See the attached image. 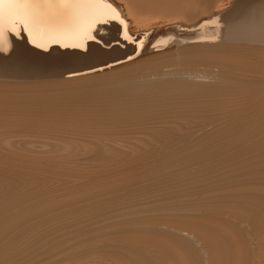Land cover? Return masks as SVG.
<instances>
[{"label": "bare ground", "instance_id": "obj_1", "mask_svg": "<svg viewBox=\"0 0 264 264\" xmlns=\"http://www.w3.org/2000/svg\"><path fill=\"white\" fill-rule=\"evenodd\" d=\"M107 5H110V7H108ZM5 11L6 12L8 11L7 8H5ZM35 19H36V24L33 27V31H32L31 36L29 35V32L24 31L22 28L19 30V34L15 33L17 35V37H16V35H15V37L13 35H12L13 37L12 36L8 37L10 35H6V44L4 45L3 50H0V73L1 72H3V73H15V76H16V74H18V76H19V74L23 73V72L29 73L32 70L38 71L41 68H44L43 67V66H45L44 64L48 65V66H45L46 69L50 65L52 67H54L53 65H55V67L57 66V68H59L58 65H60V64H61V66L66 65L67 67L69 66L67 64H70V66H71V64H74V67H76V70L74 69V70L70 71L69 70L70 68H65V69H68L69 71L66 70L67 72H65L64 75H71V74L75 75L78 73H80V74L91 73V72H94L98 69L100 70V69L106 67L107 65H105V64H108L110 62H112L114 64V61L116 62L118 60H121L123 54L125 53L123 50V45H125V43L132 42L134 39H138L134 35L137 32H146V33L150 32L151 33V30L155 31V34L153 37H154V39L158 40L157 42H164L163 44L159 43L160 48L162 46L163 50L165 48H167L168 50L172 49V51L171 52L166 51L164 53L162 51V55H161V52L157 51L158 53H160V56H155V57H152L151 59H145V60L138 61L136 63H129L126 65H123L118 70H115L110 74L96 75V76H92V77H88V78L64 79L65 77L63 78L61 75V77H59V78H63V79L58 80V81H52V82L39 81L41 83H36L37 80L36 81L31 80V83H28L27 79L26 80L21 79V82H20L21 84H8V83H10V81H13L12 83H15L14 81H17L16 83H18V81H20L17 79L16 80L9 79L10 77L6 78L7 80L0 79L2 81H9L8 83H3V82L0 83V150H1L0 151V164H2V166L6 167L8 170L13 169L14 167H21V168H24L25 170L26 169L27 170L37 169V171H39L38 169L47 163V161H45L46 163H43L44 160H47V159L53 160V158L55 159V157H57V159L59 158V160L62 159L61 161H63L68 157L70 158V155L73 154L79 148L80 149L78 150V153H80V152H82L80 150H81V147L83 148V146H81L80 144L76 143L73 140L72 141L68 140V138H70L71 135L68 136L67 133L73 132L72 133V137H73L74 132H76V133L77 132H83L84 133L86 131H90L89 134H92V136H89V135L88 136L92 137V140L90 139L89 142L87 141L86 143L83 144L82 141H85V140H82L83 138L81 139V143L84 145V148L82 150H85L88 153L86 155V157H84L85 156V154H84V156H83L84 160H85V158L88 157V155L90 153H93V156L91 158L89 157L91 159L89 161L90 162L92 161L97 165L100 164L99 166H101V168L103 166L102 169H104V164H106L107 162H111V161H115V160H123V155H124L123 152L126 149H123V152H122L121 150L118 149L119 147L118 148L114 147L113 145H115L116 143L112 144V142L114 143L115 140L111 136H109L108 134L103 133L101 128L107 127V126H111L113 128L114 126L118 127L117 124L119 125V123L121 124L122 122H125V121L126 122L127 121L133 122V120L136 121V119L138 120V118H142L143 116L146 117L152 108L158 109V107L165 106V105L168 106V104L171 105L173 102L177 103V101L187 102L188 103L187 107L190 108L189 102L191 100H193L192 103L193 104L197 103V107H196V109L192 108V106H194L195 104L192 105L190 103L191 109L197 110V111H194L196 113L202 112L201 110L209 111L212 109V107H214V108L219 107L218 109L223 108V110H224V108H226V109H230V111H233L232 109L235 108L234 109L235 111L236 110H238V112L242 111L244 113L243 115H245V117L243 115H241L242 114L241 112H239V114L240 113L241 114L240 115L238 114L239 117L237 116V121L233 120L235 122H233L230 125V128L225 130V127H224V130L222 128V131H221V129L220 130H214L213 128H212V130H209L211 128L210 125H213L214 123L209 125L208 123H211V122H208V123L206 122V124L209 125V126L208 125L207 126L210 127L209 129H207V132L203 133V135H201V136L199 135L200 137H197V138L194 136L195 139H193V137H191L193 139V144L190 143V142H192L190 139L189 144H191V146L188 144L190 146V147L187 146L188 148L184 147L185 148L184 149L181 146L182 144L179 145L177 143L180 146V148L184 149V150L182 151L180 149L181 152L179 151L177 153H173V152H175L173 150H172L173 152L170 151L172 154H170V152H169L168 156L170 155L171 157H167L164 154H161L160 150L157 151L159 153V155L160 154L164 155L166 158L164 156H162V158L164 157V159H162L161 155H160L159 158L162 160L160 162H159V160L158 161L156 160L157 158H153L158 163L155 162V164H154L153 160H152V162H149L150 166H151V163L154 165L148 171H149V173H152V172L153 173H160L158 175H160V179H162V181L165 178V177L163 178V176L166 174L165 172L167 170H169L172 167L174 169L176 167L178 168V166H180V164L183 165V163H184V165L189 163L188 165H190V166H192V164H194L195 166H197V169L194 167H192V168H194V170L196 169L198 171H205V170L208 171V169L211 168L209 170V172H210L212 170L213 165L216 163L214 161L211 162V159L213 160L215 157L221 158V160L220 159L216 160L217 163H218V161L220 163H223V162L227 163V161L234 160V159L236 161L238 159V157H242V156H246V157L248 156V158L252 159V157H250L251 154L253 156L255 151H257V150L259 151V150L263 149L262 146H264V0H107L106 5H99V6L88 8V9L74 8V7H71L68 5H63L59 2H57V0H53V2L51 4L45 5L39 9L35 10ZM93 21H95V22H93ZM89 25H91L90 29H89ZM222 25H225V28H222ZM130 28L132 30H130ZM102 31L106 32V34H101ZM7 34H9V33H7ZM89 35L91 37H94V39H90ZM140 37H141L139 40L140 43L137 46L138 48H141V45L143 43V42H141V39H144L145 37H147V35L146 36L141 35ZM120 39H122V40H120ZM97 41H101V44L106 45L107 48H104L99 43H96ZM153 45H155V44H153ZM156 45H158V44L156 43ZM126 46H128V44ZM157 47L158 46H156V48ZM158 50H160V49H158ZM133 53L135 54V52H133ZM136 53H138V52H136ZM129 55L131 56L132 54L130 53ZM124 58H126V57H124ZM133 58H135V56ZM105 59H106L105 64L93 65L94 63L103 62ZM110 59H111V61H108ZM32 61H35V62H32ZM75 65H77V66H75ZM87 65H93V66L89 67ZM50 67H49V70L52 68V67L51 68ZM63 67H65V66H63ZM72 68L73 67H71V69ZM54 69H51V70L56 71ZM65 69H64V71H65ZM57 71H58V69H57ZM61 72H63L62 67H61ZM54 74L55 73H53L52 75H54ZM56 74H59V73L56 72ZM80 74H78V75H80ZM12 76L13 75H11V77ZM38 76H40V75H38ZM0 77H2V75ZM24 77H25V75H24ZM52 77H54V76H52ZM52 77H50V78H52ZM39 78L40 77H38V78L36 77V79H38V80H39ZM57 78L58 77H55L54 80ZM40 80H42V79H40ZM23 81H27V83H25ZM32 81H34L35 83ZM184 104H186V103H184ZM181 106H183V103ZM175 107H178V104ZM163 108L161 107V110ZM165 108H166V106H165ZM180 108L182 109V107H180ZM180 108H178V109H180ZM183 108H185V107H183ZM178 109H176V111H178ZM155 110H152L151 112H153ZM158 110H156V111H158ZM169 111H170V109H169ZM172 111H174V113H175L174 109ZM181 111H183V110H181ZM189 111H190V109H189ZM211 112H212V110H211ZM224 112H225V110H224ZM224 112H222V113H224ZM155 113H153V115H155ZM172 113H171V115H172ZM188 113L189 112L185 113L186 116ZM202 113H204V112H202ZM216 113H217V111H216ZM218 113H219V111H218ZM200 114H198V115H200ZM225 114H227V112H225L224 115ZM228 114H227V117H229V119H230V116H228ZM163 115H164V113H163ZM188 115H190V114H188ZM247 115H249V116H247ZM150 116H149V118H150ZM164 116H166V115H164ZM195 116H196V114H195ZM157 117H159V116H157ZM172 117H170V119L173 120L172 123L173 124H179V123H176ZM175 117L176 116H174V118ZM179 117L177 119H180ZM193 117H192V120H193ZM196 118H197V116H196ZM209 118H207V120ZM221 118H222V115H221ZM221 118L219 116V119H221ZM235 119H236V117H235ZM144 120H146V119H144ZM151 120H149V121H151ZM192 120H191V122H192ZM135 121H134V123H135ZM153 121H154V119H153ZM160 121L161 120L157 121V123ZM184 121H186V120H184ZM217 121H216V123H217ZM225 121H228L227 124H229V120L226 119ZM179 122H182V120ZM196 122H198V121H196ZM203 122H204V120H203ZM147 123H149V122H147ZM162 123L164 124V122H162ZM130 124H133V123H129V125ZM142 124L144 125L145 123H142ZM151 124H152V126L153 125L155 126L154 123H151ZM160 124H161V122H160ZM173 124H171L170 126H172ZM203 124H205V123H203ZM227 124H226V126H227ZM122 125L125 126L124 124H122ZM143 125H140V127L141 126L143 127ZM147 125H146V127H147ZM186 125H189V124L187 123ZM221 125L223 126L225 124H221ZM132 126H130V127L132 128ZM148 126H150V125H148ZM160 126L158 128H160ZM165 126H161V128L165 127ZM177 126H176V128H178ZM184 126H182V127L184 128ZM220 126H219V128H220ZM228 126L226 128H228ZM187 127L190 129L189 126H187ZM187 127H185V131H186ZM196 127L200 128V130H202L201 129L202 127H205L204 131H206V128H207L206 125L205 126L202 125V127L200 125H198V126L196 125ZM121 128L123 129V127H121ZM128 128H129V126H128ZM137 128H135V129L137 130ZM145 128L142 130H144L148 133V130H145ZM176 128H175V130H177ZM198 128H196V129H198ZM114 129H115V127H114ZM124 129L127 130V128H124ZM180 131L177 134H181ZM127 132H129V131H127ZM146 132L144 133V135L146 134ZM160 132H161V130L158 133H160ZM192 132H194V131H192ZM110 133H111V130H110ZM137 133H139V132H137ZM140 133H142V132H140ZM184 133H187V132H184ZM189 133H190V131H188L187 136L190 135ZM200 133H202V131ZM65 134H66V136H65ZM118 134L119 133H117L115 135L117 136ZM124 134L120 133L119 135H124ZM127 134H129V133H127ZM155 134H157V133H154V135ZM194 134H192V136ZM106 135H108L109 137H111L113 139L112 142L110 141L111 142L110 144H112V145L103 143L104 141H102V139H104L103 137H105ZM135 135H137V134H135ZM67 136H68V138H67ZM168 136H169V134H168ZM177 136H179V135H177ZM72 137H71V139H73ZM109 137H106V138H109ZM141 137L143 138V135ZM164 137H165V135H164ZM184 137H186V136H184ZM84 138H87V137L84 136ZM120 138H118V139H120ZM144 138L146 139V137H144ZM176 138H178V137H176ZM118 139H116V142ZM129 139H131V138H129ZM185 139H183V137H182V139H180V140H185ZM121 140H119V141H121ZM133 140H134V138H133ZM141 140H139V141H141ZM150 140H151V138H150ZM167 140H168V137H167ZM180 140H179V142H180ZM107 141H109V140H107ZM152 141H150V142H152ZM162 141H163V139H162ZM127 142H130V140H128ZM174 142H175V140H174ZM183 142L185 144V141H181L180 143H183ZM142 143H144V142L142 141ZM153 143H156V142H153ZM153 143H151V144H153ZM136 144H134V145H136ZM138 144H140V143H138ZM172 144H170L169 146H171ZM186 144H187V142H186ZM165 145L167 146L168 144H165ZM117 146H119V145H117ZM126 147H128V146H126ZM131 147L132 146H130V148ZM171 147H170V150L172 149ZM120 148L122 149L123 147H121V145H120ZM146 148H148V147H146ZM155 148L158 149L157 146ZM168 148H166L165 150H167ZM173 148H175V147H173ZM127 149H129V148H127ZM133 149H135V148H133ZM141 149H142V147H141ZM152 149L154 152L155 151L154 148H152ZM161 150H162V147H161ZM165 150H163L162 153L165 152ZM174 150L178 151L179 148L174 149ZM150 151H152V150H150ZM262 151H259V152L262 154ZM126 152H127V150H126ZM138 152L140 153V151H138ZM138 152H134V153H138ZM147 152H149L148 149H147ZM147 152H145V153H147ZM134 153H133V155H134ZM155 153H156V151L154 152V154ZM125 155H127V154H125ZM147 155L149 156V154H147ZM130 156L134 159V157L131 154H130ZM140 156H141V153H140ZM145 156H146V154H145ZM76 157L77 156H75V159H77ZM260 157L263 160L264 154L260 155L259 157H256V160L258 158L260 160ZM89 158H87V159H89ZM125 158H127L125 161L129 160L128 157H125ZM87 159H86V161H87ZM137 159H135V160H137ZM141 159H143V158H141ZM253 159H255V155H254ZM238 160H241V158ZM75 161H77V160H75ZM81 161H79V162L81 163ZM142 161L143 160H141V162ZM147 161H151V158ZM253 161L255 162V160H253ZM67 162H69L68 159H67ZM121 162L119 161L118 163H121ZM145 162L143 161V163H145ZM242 162H246V161H242ZM51 163H55V162L50 161L49 164H51ZM57 163L59 164V162H57ZM118 163H117V165H118ZM134 163H135V161H134ZM220 163H218V164H220ZM77 164H78V162H77ZM86 164H87V162H86ZM86 164H84V165L86 166ZM129 164H130V162H129ZM231 164H233L232 161H231ZM235 164H233L232 166H234ZM237 164L240 165V161ZM46 165H48V163ZM60 165H61V163H60ZM78 165H80V164H78ZM146 165H148V164H146ZM242 165H244V164H242ZM245 165H247V163ZM252 165L254 166L255 164H252ZM261 165H264V164L261 162ZM55 166H52V167L56 168L57 166L56 167ZM66 166H68V163ZM81 166H82V163H81ZM125 166H126L125 164H122V167H125ZM130 166H131V164H130ZM225 166H226V164H225ZM225 166H224V168H225ZM232 166H231V168H232ZM260 166H259V169L262 170V168H260ZM68 167L72 168V167H70V164ZM76 167L77 166H75V168ZM110 167L111 166L109 165V168ZM139 167H141V166H139ZM139 167H136V168L138 169ZM246 167H244V169H246ZM47 168H50V167H47ZM69 168H67V169H69ZM86 168H87V166H86ZM86 168H84V170L88 171V169H86ZM90 168H89V170H90ZM112 168H116V166L112 167ZM121 168H120V170H121ZM146 168H145V171H146ZM181 168H182V166H181ZM187 168H190V167H187ZM214 168H215L214 170H216V169H219L220 167L219 168L214 167ZM221 168H223V167H221ZM226 168L228 169L227 166H226ZM236 168L238 170L240 169V168H238V166H236L234 169H236ZM248 168L250 169V166ZM254 168H256V167H254ZM60 169H63L62 171H65L63 167ZM97 169L100 170V168H97ZM130 169H131V167H130ZM140 169H142V168H140ZM184 169H185V167H184ZM184 169L183 168H182V170L180 169V172H182ZM259 169H258V172L260 171L262 173V171ZM16 170H14V171H16ZM94 170H95V168H94ZM127 170L128 169H126V171ZM134 170H136V169L134 168ZM134 170L132 172H134ZM196 170L194 172H196ZM223 170L224 169H222V171ZM242 170H243V168H242ZM32 171H34V173H35V170H32ZM41 171H43V170H41ZM53 171H54V169H53ZM68 171L69 170H67V172ZM113 171L114 170H112V172ZM172 171H174V170H172ZM229 171L230 170L228 169V172ZM44 172H45V170H44ZM56 172H60V170L56 171ZM77 172H78V170H77ZM95 172H97V171H95ZM115 172H116V170H115ZM124 172H125V170H124ZM129 172H131V170ZM138 172H141V171L138 170ZM161 172L163 174L164 173L165 174L163 175V174H161ZM225 172H227V171H225ZM228 172L226 173L227 176H228V174H230ZM254 172H255V169H254ZM256 172H257V170H256ZM6 173H7V171H6ZM45 173H44V175H45ZM61 173H63V172H61ZM81 173H82V171H81ZM91 173H93V172H91ZM109 173H110V171H109ZM142 173L144 174L145 172H142ZM142 173H140V174H142ZM175 173H177V172H175ZM213 173H215V172H213ZM246 173L249 174V172H246ZM22 174H23V172H22ZM39 174H40V172H39ZM54 174H56V173H54ZM63 174H62V176H63ZM71 174H73V172H71ZM74 174H76V173H74ZM83 174H84V172H83ZM95 174H94V176H95ZM101 174L103 176L104 173L102 172ZM127 174L129 175V173H127ZM173 174L174 173L171 172L172 176L175 175V174L174 175ZM226 174L223 173V175H226ZM241 174H243V173H241ZM257 174L260 175L259 173H257ZM9 175H12V174L9 173ZM16 175L17 174H13V177H18L20 174L18 176H16ZM27 175L28 174H26V177H28ZM44 175L42 177L45 178ZM47 175L48 174H46V176ZM110 175L112 177L113 176L116 177V175L114 173H111ZM153 175H154V177H156L155 174H153ZM161 175H163L162 178H161ZM168 175L166 174V176H168ZM178 175H179V173H178ZM201 175H202V173H201ZM203 175H204V172H203ZM213 175H215V174H213ZM232 175L233 174H231V177H232ZM245 175L246 174H244V176ZM252 175H254V174H252ZM252 175H250V176H252ZM0 176H2V175L0 174ZM33 176L35 177V175H33ZM54 176H53V179H54ZM56 176H57V174H56ZM90 176L91 175H89V177ZM122 176L125 177L124 175H121L120 177H122ZM144 176H145V174H144ZM172 176H171V179L173 178ZM186 176H189V174L188 175L186 174ZM209 176H206V178ZM211 176H212V173H211ZM218 176L222 177L221 175H218ZM239 176H240V174H239ZM239 176H238V178H239ZM250 176H248V177H250ZM257 176H255V177H257ZM36 177H40V175L39 176L36 175ZM42 177H40V178L42 179ZM59 177H57V179ZM65 177H66V174H65ZM99 177H100V175H99ZM136 177H137V174H136ZM215 177L216 176H214V178ZM231 177H230V179H231ZM235 177L237 178V176H235ZM248 177H244L242 180H241V178H242L241 177L240 181L237 180L238 183L236 182V184H234L233 186H230V184H231L230 183L228 185L229 187H227V188H226L227 184H225L226 186L224 188L227 189V191H228V188L231 189L230 194L225 193V194H227V196L224 195V197L218 198L217 201L218 200H220V201L219 202L216 201L217 202L216 204L205 201V199L207 198V196H206L205 199L202 198L203 200L202 199L200 200V198H199V200H195L193 202H186V199H185V201L184 200L183 201L186 203H184V202H182V203L178 202L177 203L176 202V204H174V205L172 203L171 206H169V205L167 206L168 203L165 204L166 206H162V207L156 206L158 209H156V210L150 209L153 212H151V211L147 212V213H145V216H144V214L142 216H139V214H135L137 212L135 210H134L135 213H133V211H131V213L136 215L135 217L139 216L137 218L141 217V219L146 217L147 220L139 226H134L135 228L137 227V229H134L133 231H131L129 233V235L127 234V232H125V234L128 235L127 237L126 236L125 237L128 239L131 238L133 240L134 239L139 240L145 244H150L154 248V250H156L155 248H157V252L159 250L160 255H161V252H162V254L164 253V255L165 254L168 255V257L171 259L170 264H264V177L262 179L260 178L257 180H255L256 178H254V177H253L254 179H252V178L250 179ZM9 178H10V181L8 180ZM28 178H30V177H28ZM50 178H52V174H51ZM85 178H84V180L87 181V179H85ZM102 178H104V176ZM105 178H108V176H106ZM105 178H104V180H106ZM157 178H158V180H160L158 176H157ZM197 178L200 179V177H197ZM224 178H225V176H224ZM31 179H33V178H31ZM60 179H62V177H60ZM64 179H66V178H64ZM116 179L117 178L114 179L115 182H116ZM132 179L136 180L135 178H132ZM146 179H148V177ZM150 179H152V178H150ZM150 179H148V183H149ZM173 179L177 181L178 177H177V179H175V178H173ZM182 179L180 180L181 184H182ZM189 179H190V177H189ZM189 179H187V180H189ZM194 179L197 183L198 181L196 180V177H194ZM209 179H208V181H209ZM213 179L212 180L210 179L211 183H212ZM221 179L224 180L223 177ZM233 179H234V177H233ZM3 180H5V181H3ZM15 180L17 181V179H15ZM23 180H24V178H23ZM47 180H48V178H47ZM55 180H56V178H55ZM55 180H51V181L56 182L57 180L56 181ZM101 180L104 182L103 179H101ZM108 180H109V178H108ZM120 180H121V178H120ZM127 180H129V178ZM134 180H132V181H134ZM167 180H168V178H167ZM190 180L192 181V179H190ZM227 180H228V178H227ZM2 181L9 183V184H7V188L9 190L14 185L17 184V183L14 184L15 182L10 176L6 177L4 175V178H2ZM20 181L22 183V180H20ZM67 181H69V180L67 179ZM79 181H82V180L80 179ZM102 181H101V183H102ZM141 181H142V179H141ZM144 181H146V180H143V182ZM162 181H161V183H162ZM176 181H175V183H176ZM224 181H226V179ZM224 181H222L223 183H221V184H224ZM29 182H30V179H29ZM42 182H43V180H42ZM115 182L113 181V183H115ZM118 182H119V179H118ZM151 182H152V180H151ZM165 182H166V180H165ZM172 182H174V181L172 180ZM220 182L221 181H218V182H216V184L220 183ZM32 183H33V181H32ZM53 183L49 182L50 185L51 184L53 185ZM79 183H82V182H78V184ZM89 183L91 184V182H89ZM125 183L122 181V185ZM136 183L134 181V184L137 186L139 183H137V184ZM183 183H185L184 179H183ZM204 183L205 182H203L202 184H204ZM233 183H235V182L233 181ZM35 184H38V183H35ZM73 184H71V185H73ZM75 184H77V180L75 181ZM75 184H74V187L79 186V185L75 186ZM107 184H108V182H107ZM107 184L102 183L103 186L107 185ZM156 184L158 186V183H156ZM169 184H171V183H169ZM177 184L180 185L179 183H177ZM194 184L195 183L193 182L192 186ZM198 184H199V182H198ZM109 185H112V184H109ZM113 185H112V187H113ZM144 185H145V183H144ZM54 186H57V185H54ZM62 186L64 187V185H62ZM132 186H131V188H132ZM136 186H135V189L138 190L139 187L137 188ZM173 186H174V184H173ZM173 186H172V189L174 190ZM196 186H198V185H196ZM208 186H211V185L208 184ZM217 186H219V185L217 184ZM222 186H224V185H222ZM1 187H3V185ZM63 187H61L62 190H63ZM105 187L107 188V186H105ZM105 187H104V189H106ZM165 187H166V185H165ZM200 187L201 186H199V188ZM204 187H206V186L203 185L202 188H204ZM219 187L221 188V186H219ZM43 188H42V186L41 187L39 186L36 189L40 190V192H41V190ZM69 188H71V187H69ZM91 188H90V190H93V187H91ZM97 188L98 189L94 190L93 192L97 191V193H98V191L100 190L99 188L103 189L100 186ZM144 188H146V186ZM148 188H150V187H148ZM148 188H146L147 191H148ZM164 188H163V190H164ZM206 188H204L202 190L204 191ZM214 188H216V187H214ZM220 188H218V189H220ZM2 189H4V188H2ZM12 189H14V188H12ZM46 189H44V190H46ZM84 189H82V190H84ZM166 189H168V188H166ZM179 189H180V187H179ZM5 190H6V188H5ZM33 190H35V188ZM62 190H60V191H62ZM78 190H79V187H78ZM133 190H134V188H133ZM176 190H178V189H176ZM188 190H189V188H188ZM188 190H186V191H188ZM191 190H192V188H191ZM202 190H201V192H203ZM211 190H212V188H211ZM222 190L224 191L223 188H222ZM2 191L3 190H1V192ZM57 191H55V192H57ZM66 191L68 192V195H69V190H66ZM116 191H118V190H116ZM128 191H129V188H128ZM132 191H129V192H132ZM140 191H141V188H140ZM140 191H138V193H140ZM144 191H145V189H144ZM168 191H170V190H168ZM207 191H209V193L211 192L208 189H207ZM219 191H221V190H219ZM75 192H77V191H75ZM83 192H81V193H83ZM85 192H87V191H85ZM126 192H124L122 194H125ZM129 192H127V193L129 194ZM134 192H136V191L134 190ZM154 192L156 193L157 191H154ZM182 192H183V190H182ZM192 192L194 193V191H192ZM195 192H197V190ZM214 192H216V191H214ZM217 192H216V194H217ZM224 192H226V191H224ZM18 193L19 192H17V195H18ZM28 193H30V192H28ZM42 193H43V190H42ZM51 193H53V192L51 191L49 193V196ZM60 193L58 195H60ZM72 193H74V192H72ZM155 193H154V195H155ZM157 193H159V192H157ZM166 193H167V191H166ZM166 193L165 194L163 193V195H166ZM170 193H171V191H170ZM180 193H181V191H180ZM188 193H189V191L187 193H185L184 195H187ZM198 193H199V191H198ZM205 193H207V192H205ZM209 193L207 195H210ZM63 194H65V193H63ZM114 194H118V193H114ZM128 194L127 195L125 194V195L128 196ZM151 194H152V192H151ZM160 194H161L160 196H162V192ZM171 194L173 196H175V194H173V192ZM220 194H221V192H220ZM11 195H9V197ZM21 195H23V194L21 193ZM26 195H27V193H26ZM26 195L24 194L22 197H15V199L25 203L28 201V199H26ZM35 195H36V197L39 196L37 193ZM46 195L47 196H44L45 198L48 197L47 192H46ZM125 195H123V196H125ZM140 195H143V193ZM145 195L147 196V193ZM178 195H179V193H178ZM178 195H177V197H178ZM212 195H214V194L212 193ZM27 196H29V195H27ZM30 196H32V195H30ZM52 196H53V194H52ZM63 196L65 197L66 195H63ZM63 196H61V197H63ZM82 196L84 197L83 194H82ZM120 196H122V195H120ZM193 196H194L193 198H196L194 194H193ZM200 196L201 195H199V196L197 195V197H200ZM44 197H40V198H43L44 201H41V199H40V200L34 202L33 204L31 203L32 205L35 204L34 207L17 208L16 211L9 213V214H8V210H7V211H5L6 214L3 213L4 217L1 214V216L3 218L1 217L2 219L0 221V248L4 247L3 243H5V245L7 246V244L9 242H11V240H8V239H12L11 237L14 236V235L11 236V234H13L15 232L17 225L18 226H20V224L21 225H26V224L29 225L28 223H30V222L33 223L32 222L33 218L35 219L36 216H38L42 213L44 214L43 211H45L47 209H51L53 206H55V204L52 201H50V202L45 201ZM51 197H49V198H51ZM74 197L77 200V198L80 196H78V197L74 196ZM89 197H90V195H89ZM99 197H102V196H99ZM103 197H106V196H103ZM117 197H119V196L117 195ZM135 197H136V195H135ZM150 197H152V196H150ZM202 197H205V196H202ZM209 197H211V196H209ZM27 198H29V197H27ZM158 198H155V200ZM162 198L160 197V199H162ZM181 198L182 197H180L179 201H181L183 199V198L182 199ZM3 199H4V197H3ZM6 199H7V197H6ZM59 199H58V201H59ZM107 199H110V197ZM153 199H154V197H153ZM160 199H159V201H160ZM166 199L167 200H165V201H170V200H168L167 195H166ZM9 200H10V198H9ZM70 200H72V199H70ZM73 200H72V202H73ZM92 200H94V199H91V202H92ZM95 200L97 201V199H95ZM100 200H101V198H100ZM100 200H98V201L100 202ZM119 200H120V198H119ZM124 200H125V198H124ZM124 200H123V202H126ZM132 200H134V199H132ZM141 200H142V198H141ZM145 200H147V202H148V200H151V198L145 199ZM214 200H216V199H214ZM61 201H63V198ZM86 201H88V200L86 199ZM104 201H105V198H104ZM127 201H130V200L128 199ZM156 201H158V200H156ZM187 201H189V199H187ZM209 201H213V199L209 200ZM2 202H3V200H0V208L3 205V204H1ZM102 202H103V200H102ZM102 202H101V205H102ZM130 202H126V203H130ZM144 202H146V201H144ZM144 202L141 201V203H144ZM57 203H59V202H57ZM88 203H87V205H88ZM104 203H106V202H104ZM126 203H124V204L126 205ZM148 203H150V202H148ZM22 204H20V205H22ZM80 204H82V203H80ZM122 204L123 203L121 200L120 206ZM124 204H123L122 208H124ZM151 204H153V203L151 202ZM207 204H209V205H207ZM6 205L7 204H5L4 206H6ZM10 205H11V203H10ZM16 205H17V203H16ZM64 205L67 206V204H65V203H64ZM73 205H76V203ZM155 205H157V203ZM85 206H86V204H85ZM106 206H108V204ZM117 206H118V204H117ZM142 206H143L142 208H145L144 205H142ZM151 206H153V205H151ZM158 206H161V205H158ZM14 207H16V206H14ZM22 207H23V205H22ZM56 207H58V206H56ZM69 207H71V206H69ZM74 207L76 209V206H74ZM81 207H83V206L81 205ZM97 207H99V206H97ZM207 207H209V208L213 207L214 209L217 208L218 210L223 209L224 211L227 210V211H229V213H231V215L233 214L232 212L237 213L238 219H239V215H241L240 217L243 216L242 218L246 219V220L245 219L243 220L244 223L246 221V222H249L248 225L251 224L249 228H251L252 231L254 232V234H256L258 241H259V242L257 241L259 244L258 247L260 246L259 247L260 253L257 255L256 259L254 258L256 254L252 253L253 250L251 251L252 246L254 247V244H257L254 242V240L256 239L253 236L254 234L252 236L255 239L254 240L252 239L253 240L252 242L250 241L251 243H253V242L254 243L250 248L249 238H251L252 236L248 233L247 234L245 233L246 232V231H244L245 228L244 229L240 228L241 225H239V224L241 222L238 221L239 224L237 225L236 223H234V221H230L231 219L226 220V219L212 218L211 216L208 215V213L205 209L204 210L206 211L207 215L205 214L204 210H202L204 213L201 212V209L207 208ZM63 208L65 210V206ZM72 208H73V206H72ZM101 208H103V207L101 206ZM111 208H112V206H111ZM131 208H129V209H131ZM138 208L140 209L139 206H138ZM209 208H207V209L209 210ZM120 209L121 208H119V210ZM133 209H131V210H133ZM73 210H74V208H73ZM119 210H118V212H119ZM125 210L123 209V211H125ZM142 210L144 211V209H142ZM142 210H141V212L138 210V212H140V214H141V213H143ZM210 210H211V208H210ZM2 211H4V207H3V209L0 210V212H2ZM11 211H12V209H11ZM57 211L58 210H56L55 212H57ZM60 211H62V210H60ZM69 211L71 212L70 209H69ZM81 211H80V215L82 214ZM83 211H84V209H83ZM88 211H90V210L88 209ZM105 211L107 212L109 210H104V212ZM121 211L119 213H121ZM215 211H217V210H215ZM72 212H74V211H72ZM77 212H75V213H77ZM102 212H103V210L101 211V213ZM220 212L222 213V211H220ZM226 212H224V213H226ZM95 213H96V211H95ZM217 213H219V212H217ZM229 213L225 214V216L229 215V217H230ZM53 214L54 213H52V215ZM90 214H93V213L90 212ZM99 214H97V215H99ZM105 214L106 213H104V215ZM113 214H115V216H118L117 212L116 213L113 212ZM123 214H124V212H123ZM237 214H236V216H237ZM44 215H46V214H44ZM48 215L50 216V214H48ZM64 215H63V217H64ZM86 215H89V214H86ZM94 215H96V214H94ZM102 215L100 218H103L104 215L103 216ZM111 215H109V216L111 217ZM40 216H42V215H40ZM115 216H114V218H115ZM121 216L122 215L120 214L119 217H121ZM213 216H214V214H213ZM225 216H223V217L225 218ZM233 216H234V214H233ZM53 217H54V215H53ZM78 217H79L78 220H80L81 217L80 216H78ZM88 217L90 218V215ZM130 217H134V216L131 215V216H128L125 218L130 219ZM26 218H28V219H26ZM94 218L96 219L95 216H94ZM104 218H106V217H104ZM111 218H113V217H111ZM218 218H219V216H218ZM24 219H26V221ZM106 219H108V218H106ZM116 219H117V217H116ZM118 219L123 220L122 218H118ZM238 219L233 218V220H238ZM22 220L25 221L23 224L21 222ZM38 220H40V219H38ZM52 220L53 219H50L49 221H52ZM66 220H67V218H66ZM94 220H93V222H94ZM96 220H98V219H96ZM130 220H128V221H130ZM61 221H62V219H61ZM102 221H101V223H103L105 220L103 222ZM113 221L115 222V220H113ZM113 221H112V223H114ZM125 221H127V219H125ZM77 222H79V221H77ZM118 222L120 223V220ZM40 223H39V225L41 226ZM43 223L45 225V221ZM73 223H74V221H73ZM75 223H76V221H75ZM86 223H88V222L86 221ZM133 223H135V222H132L131 225ZM34 224H36V222ZM59 224L61 225V224H63V222L59 223ZM64 224H65V222H64ZM115 224H116V222H115ZM242 224H243V222H242ZM39 225H38V227H39ZM110 225H111V222H110ZM135 225H137V224H135ZM163 225H166V226L164 227ZM245 225H243V227ZM248 225H247V228H248ZM51 226H52V223H51ZM101 226L104 227L103 225H101ZM101 226L99 229H101ZM107 226H108V224H107ZM36 227H37V225H36ZM36 227L34 228L35 232L37 230ZM41 227H43V226H41ZM73 227H77V225L73 226ZM124 227H127V226L125 225ZM23 228H24V226H23ZM89 228L91 229V227H89ZM93 228H95V226ZM93 228H92V230H93ZM52 229H55V227ZM83 229H85V227H83ZM109 229H110V227H109ZM124 229L125 228H123V230ZM128 229H129V227H128ZM18 230H19V227H18ZM45 230L47 231V229L44 228L43 231H45ZM88 230L86 232H88ZM96 230H97V226H96ZM120 230H121V233H123L122 229H120ZM120 230H119V232H120ZM184 230H187L189 232V234L187 236L183 235V233L185 234V232L182 233V231H184ZM31 231H29V232H31ZM46 231H45L44 236L46 234H48V233H46ZM61 231L63 232L64 230L62 229ZM70 231L72 232L75 230H70ZM76 231H78V230L76 229ZM89 231L92 232L91 230H89ZM108 231H107V235H108ZM116 231H118V229L115 230L114 232L116 233ZM40 232H42V231H40ZM56 232H57V230H56ZM71 232H70V234H71ZM83 232H81V234ZM90 232H89V234H90ZM38 233H35V234H38ZM72 233H74V232H72ZM95 233H96V231H95ZM109 233L112 234L110 231H109ZM19 234H17V235H19ZM23 234L24 233H21L20 236H22ZM50 234H52V232ZM64 234H63V236H64ZM105 234H106V232L101 234L102 237H104L103 235H105ZM118 234H120V233H118ZM112 235H115V234L113 233ZM122 235H124V233ZM33 236L35 237V235H33ZM36 236H38V235H36ZM48 236H49V234H48ZM88 236H90V235H88ZM92 236L89 237V239L92 238ZM96 236H98V233ZM116 236H117V234H116ZM119 236H117V237H119ZM249 236H251V237H249ZM23 237H24V235H23ZM49 237H53V236L51 235ZM59 237H61V236L58 235L57 238L59 239ZM72 237L73 236H70V238H72ZM112 237H114V236H112ZM18 238H19V236H18ZM28 238H30V237H28ZM33 238L32 239L30 238V240L33 241ZM42 238H43V236H42ZM47 238L48 237H46V239ZM105 238L106 237H104V239ZM17 239L14 240V238H13L12 240L16 241ZM20 239L21 238H19V240ZM46 239H44L45 242H46ZM83 239H86V238H83ZM100 239H101V237H100ZM131 239H130V241H131ZM53 240H54V238H53ZM56 240L57 239H55V241ZM88 240H86V242H88ZM117 240H119V239H117ZM117 240H116V242L118 244L119 242ZM202 240H204L205 242H203ZM41 241H42V239H41ZM62 241L64 242V240H62ZM65 241H67V240L65 239ZM70 241H71V239H70ZM82 241H81V243H82ZM93 241H94V237H93ZM95 241H97L96 238H95ZM102 241H104V240H102ZM126 241H124V243ZM45 242L42 241L41 243L45 244ZM74 242H73V244H74ZM111 242L112 241H110V243ZM200 242L205 243L206 250L203 248L205 251L200 250V244H201ZM32 243H29V244H32ZM77 243H79V242H77ZM84 243H82V244H84ZM89 243H90V241H89ZM124 243H122V245H124ZM14 244H15V242H14ZM56 244L53 242L52 245L56 246ZM63 244H65V242ZM92 244H93V242H92ZM112 244H114V243H112ZM12 245L10 244V246H12ZM20 245L21 244H19L17 246L18 250L20 249ZM26 245H27V243H26ZM74 245H76V244H74ZM74 245H73V247H74ZM102 245H104V244H102ZM134 245H135V243H134ZM10 246H9V248H7L8 251H9V249H11ZM14 246H12V247H14ZM39 246H40L39 248H44L43 246L41 247V245H39ZM109 246H107V247L109 248ZM129 246H130V244H129ZM137 246H139V245H136V247ZM142 246H139V247H142ZM23 247L24 246H22V248ZM27 247H28V245H27ZM30 247H31V245H30ZM61 247H63V246H61ZM78 247H79V245H78ZM88 247H90V249H92L91 248L92 246H88ZM94 247H95V245L93 246V248ZM98 247L96 250H98ZM107 247H105V248H107ZM127 247H128V243H127ZM127 247L120 246V249H116V248H113V246H112V248H109L108 251H106L104 253H110L111 255H114L113 260L109 259L111 257V256L108 257L109 255H107V256L104 255L105 259L108 257V259L110 260L109 261L110 263L112 261L120 260V262L122 264H154L152 262V260L157 259L159 264L160 263L162 264L163 259L160 262L159 259L153 255H152V257H155V259H153L152 257L148 258L147 256H150V255H148L150 253H148L146 255L145 253L147 250H144V252H143L142 251L143 247L141 248L142 250L136 249V248H130L132 246H130L129 248H127ZM4 248L0 249V259L2 258V260H3V254L5 253V251H7V250H5L6 248L5 249ZM33 248H34V246H33ZM47 248H48V245H47ZM53 248H54V246H53ZM53 248H51V249H53ZM68 248H70V247L68 246ZM105 248H104V250H105ZM153 248H149V251H151L150 249H153ZM254 248H256V247H254ZM12 249H14V248H12ZM34 249H36V248H34ZM60 249H62V248H60ZM71 249L73 250V248H71ZM84 249H83V251H84ZM21 250H22L21 252L24 251L23 249H21ZM31 250L32 249H30L29 251H31ZM42 250L47 251V249H42ZM12 251L14 252V250H12ZM33 251H35V250H33ZM33 251H31V252H33ZM83 251L80 250L81 253ZM258 251H256V252H258ZM17 252H19V251H17ZM40 252L41 251L39 250V253ZM43 252H41V253H43ZM57 252H59V251H57ZM61 252H62V255H64L63 251H61ZM66 252H68V250ZM35 253H36V251H35ZM46 253H48V252H46ZM51 253H53V252H51ZM59 253L55 252L54 254L59 255ZM77 253H79V252H77ZM77 253H76V256H77ZM25 254H22V256H24ZM30 254H32V253H30ZM74 254L72 256H75ZM8 255H10V254H8ZM16 255L18 256V253ZM27 255H28V253H27ZM41 255H43L42 257L44 259V254H41ZM12 256H13V254H12ZM19 256H21V255H19ZM85 256H87V255H85ZM99 256H101V255H99ZM156 256H158V254ZM21 257H19V258L17 257V259H20ZM52 257H54V256H52ZM63 257H65V256H63ZM91 257H93V256H91ZM101 257H99V258H101ZM61 258H62V256H61ZM75 258H77V257H75ZM78 258H79V256H78ZM87 258H89V257H87ZM99 258H98V260H99ZM4 259H5V257H4ZM8 259H10V258H8ZM13 259L14 258L12 257V260ZM23 259L25 260V258H23ZM50 259H51V256H50ZM74 259H72V261ZM92 259L91 260L89 259V261H92ZM164 259H166V258H164ZM2 260H0V262H3ZM35 260H36V258H35ZM40 260L38 261L39 263L36 261L37 264L42 263V262H40ZM86 260H85V263H86ZM98 260L96 262H98V264H99L100 260L99 261ZM101 260H103V259H101ZM27 261H31V259L27 260ZM41 261H43V260H41ZM51 261H53V260H51ZM58 261H60L59 258L56 262H58ZM80 261H81V259H80ZM89 261L87 263H89ZM168 261H169V259H168ZM5 262H7V261H5ZM9 262H11V261H9ZM13 262L14 261H12V263ZM25 262H24V264H25ZM33 262H34V260H33ZM44 262H46V260H44ZM62 262H64V261H62ZM62 262H59V263L61 264ZM75 262H74V264H75ZM101 262L103 263V261H101ZM107 262H108V260H107ZM107 262H106V264H108ZM117 262H119V261H117ZM17 263H18V261L16 262V264ZM93 263L95 264V262H93ZM113 263H111V264H113ZM163 263H164V261H163ZM0 264H2V263H0ZM13 264H15V263H13ZM27 264H29V263H27ZM50 264H51V262H50ZM54 264H55V262H54ZM103 264H105V263H103Z\"/></svg>", "mask_w": 264, "mask_h": 264}, {"label": "rangeland", "instance_id": "obj_2", "mask_svg": "<svg viewBox=\"0 0 264 264\" xmlns=\"http://www.w3.org/2000/svg\"><path fill=\"white\" fill-rule=\"evenodd\" d=\"M222 28H225V25H222ZM130 30H132L131 28H130ZM154 30H151V33L150 32H135L136 34H134L135 36H136V38H138V39H134L132 42H129V43H125V45H123V50H124V54H123V56H122V58H121V60H118V61H114V64L112 63V62H110V63H108V64H105L106 63V59L103 61V62H98V63H94L93 65H101V64H105V65H107L106 67H104V68H102V69H98V70H96V71H94V72H91V73H86V74H80V73H78V74H80V75H78V74H71V75H64V73L65 72H67V71H72V70H76V67H74V64H71V66H70V64H67V65H69L68 67L66 66V65H62L61 66V64L60 65H58V67L60 68H57V66L55 67V65H53L54 67H52L51 65V69H54V70H56V71H53V70H49V67H47V69H46V67L45 66H48L47 64H44L45 66H43L44 68H41L40 70H32V71H30L29 73H20L19 74V76H18V74H16V76H15V73H3V72H1L0 73V76L2 75V77H0V79H5V80H7L6 78H9V79H12V80H20V81H18V83H16L17 81H14L15 83H12L13 81H10V83H8L9 81H2V80H0V83H8V84H21L20 82H21V79H27L28 80V83H31V80H34V81H36V83H41V82H39V81H42V82H52V81H58V80H62L64 77V79H68V78H70V79H77V78H88V77H92V76H96V75H105V74H110V73H112L113 71H115V70H118L120 67H122L123 65H126V64H129V63H136V62H138V61H141V60H145V59H151L152 57H155V56H160V53H158V52H161V55H162V51H163V53L164 52H171L172 51V49H167V48H165L164 50L162 49V46H161V48H160V44H163L164 42H157L158 40H156V39H154V34H155V31L153 32ZM9 34H6V35H10V36H8V37H11L12 35L15 37V33H12V32H8ZM101 34H106V32H101ZM147 35V37H145L144 39H141V42H143L142 43V45H141V48H138L137 46H138V44L140 43V36L141 35H144V36H146ZM139 35V36H138ZM12 36V37H13ZM16 37H17V35H16ZM143 37V36H142ZM153 37V38H152ZM120 40H122V39H120ZM156 40V41H155ZM153 41V42H152ZM96 43H99L100 45H102L101 44V41H97ZM156 43L158 44V45H156ZM160 43V44H159ZM128 44V46H126ZM153 44H155V45H153ZM104 48H107V46L106 45H102ZM156 46H158L157 48H156ZM155 47V48H154ZM109 48V47H108ZM138 49V50H137ZM158 49H160V50H158ZM162 49V50H161ZM150 50V51H149ZM156 51V52H155ZM158 51V52H157ZM133 52H135V54L133 53ZM136 52H138V53H136ZM132 54L131 56L129 55V54ZM167 54V53H166ZM168 55V54H167ZM135 56V58H133ZM124 57H126V58H124ZM113 60V59H112ZM108 61H111V59L110 60H108ZM32 62H35V61H32ZM37 63V62H36ZM112 63V64H111ZM93 65H87V66H93ZM62 67V71L63 72H61V67ZM63 66H65V67H63ZM75 66H77V65H75ZM71 67H73L72 69H71ZM58 69V71H57V69ZM65 68H70L69 70L68 69H65ZM64 69H65V71H64ZM67 70V71H66ZM35 71V72H34ZM42 73H41V72ZM39 72V73H38ZM48 72V73H47ZM56 72L57 73H59V74H56ZM86 72V71H85ZM32 73V74H31ZM34 73V74H33ZM37 73V74H36ZM53 73H55L54 75H52ZM83 73V72H82ZM13 75L12 77H11V75ZM5 77H4V76ZM8 75V76H7ZM24 75H25V77H24ZM35 75V76H34ZM38 75H40V76H38ZM60 75V76H59ZM61 75H62V77L63 78H59V77H61ZM30 78H29V77ZM52 76H54V77H52ZM19 77V78H18ZM23 77V78H22ZM35 77V78H34ZM36 77L38 78V77H40L39 78V80L38 79H36ZM47 77V78H46ZM50 77H52V78H50ZM55 77H58L57 79H55L54 80V78ZM8 79V80H9ZM40 79H42V80H40ZM30 81V82H29ZM34 81H32V82H34ZM23 82H25V83H27V81H23ZM22 82V83H23ZM35 83V82H34ZM180 101H177V103H175V102H173L171 105L170 104H168V106L167 105H165L166 106V108H165V106H161L163 109L161 110V107H158V109H156V108H152L151 109V111L152 110H158V111H153V112H151V111H149V113L147 114V116L146 117H142V118H138V120L136 119V121L135 120H133V122H122L121 124L119 123V125L117 124V126L118 127H116V126H114L115 127V129H114V127L112 128L111 126H107V127H103V128H101L102 129V131H103V133H106V134H108L109 136H111L114 140H115V142L113 143L112 141H113V139L111 138V137H109L108 135H106L105 137H103L104 139H102V141H104L103 143H106V144H110L111 142H112V144H115V145H113L114 147H116V148H118L119 150H121L122 152H123V149H126L127 150V152H126V150H124V152H123V160H115V161H111V162H107L106 164H104V169H102L103 168V166H102V168H101V166H99V165H97V164H95L94 162H90L89 160H91L90 158L93 156V153H90L89 155H88V157L87 158H89V159H87V158H85V160H84V157H86V155L88 154L85 150H82L83 148H84V143H86L87 141L89 142L90 141V139L92 140V137H89V136H92V134H89L90 133V131H86V132H74V136L72 137V133L73 132H70V133H67V135L68 136H70L71 135V137L73 138V139H71V137L70 138H68V136H67V138H68V140H73V141H75L76 143H78V144H80L81 146H83V148L81 147V150L80 151H82V152H80V153H78V150L80 149H78V150H76L73 154H71L70 155V158L68 157V158H66L65 160H63V161H61L62 159H60L59 160V158L57 159V157H55V159L53 158V160L52 159H50V160H44V162L43 163H46L45 161H47V163H48V165H44V166H42V167H40L38 170L39 171H37V169H31V170H25L24 168H21V167H14L13 169H11V170H8L6 167H3L2 166V164H0V174L2 175V176H0V192H1V190H3L1 193H0V200H3V202L1 203V204H3L2 205V207L0 208V210L1 209H3V207H4V211H2V212H0V221H1V219L4 217V214L3 213H5V211H7L8 210V214L9 213H12V212H14V211H16L17 210V208H31V207H34L35 206V204L34 205H32L34 202H36V201H38V200H40L41 199V201H44L43 200V198H40V197H44V196H47L46 195V192H47V194H48V197H44V199H45V201H47V202H50V201H52L54 204H55V206H53L51 209H47V210H45V211H43L44 212V214H46V215H44L43 213L42 214H40V215H42V216H40V215H38V216H36L35 217V219L33 218L32 219V222L33 223H28L29 225H21L20 224V226H18L17 225V227H16V230H15V232L13 233V234H11V236L12 235H14L13 237H11L12 239L14 238V240L15 239H17L18 238V236H19V238H23L22 240L20 239L19 240V238L16 240V241H14V240H12V239H8V240H11V242H9L8 244H7V246L5 245V243H3L4 244V247L6 248H4V247H1L0 249H2V248H4L5 250H7V251H5V253L3 254V260H2V258L0 259V260H2L3 262H0V263H2V264H13V263H15L16 264V262L18 261V263L17 264H24V262H25V264H27V263H31V264H37V262L41 259V260H43V261H41L40 260V262H42V263H40V264H50V262H51V264H54V262H55V264H60L59 262H62V261H64V262H62L61 264H68L69 262V264H74V262L76 261L78 264H81L83 261V263L84 264H92L93 262H95V264L97 263L98 264V262H96L97 260H98V258L99 257H103L104 255L105 256H107V255H109L108 257H110L109 259H111V260H113V257H114V255H111L110 253H104V252H106V251H108V249L109 248H112V246H113V248H116V249H120V246H125V247H127V243H128V247L127 248H129L130 246H132V247H130V248H136V249H141L142 247H143V252H144V250H147L146 251V255L148 254V253H150V254H148V255H150V256H147L148 258H151L152 257V255L153 256H155L156 258H158L159 259V261L161 262L162 261V259H163V261H164V263H163V261H162V264H170L171 262V259L168 257V255H164V253L162 254V252H161V255H160V251L158 250V252H157V248H155L156 250H154V248L150 245V244H145V243H142L141 241H139V240H133V239H131V241H130V239H128V238H126L128 235H129V233L131 232V231H133L134 229H137V227L135 228L134 226H139V225H141V224H143V222H145L146 220H147V218L145 219V218H142L141 219V217L140 218H137V217H139V216H142L143 214H144V216H145V213H147V212H153L152 210L154 209V210H156V209H158L157 207H162V206H166L165 204H167V206L169 205V206H171V204L173 203V205L174 204H176V202L178 203V202H184L185 201V199H186V202H193V201H195V200H199V198H200V200L203 198V199H205L206 198V196H207V198L205 199V201H207V202H211V203H217V202H219L220 200H218L217 201V199L218 198H222V197H224V195L225 196H227V194H230V191H231V189H229L228 188V191H227V189H225L224 187L226 186L225 184H227V186H226V188L227 187H229L228 185L230 184V186H233L234 184H236V182H237V180H239L240 181V178H241V180L244 178V177H248V176H250V175H252V174H254V175H252V176H250V177H248V178H252V179H254V178H256L255 180H257V179H262L263 177H264V165H261V162L264 164V157H263V160L261 159V157H260V160H259V158L256 160V157H259L260 155H263L264 154V146H262L263 147V151L262 150H259V151H262V154L257 150V151H255V153L253 154V156H252V154H251V156L250 157H252V159L251 158H248V156L246 157V156H242V157H238V159H240L241 158V160L242 161H246V162H242L241 160H236L235 161V159L234 160H230V161H227V163L226 162H223V163H220L219 161H218V163H220V164H218L217 163V161L216 160H221V158H219V157H215L213 160L211 159V162L212 161H214V162H216L214 165H213V167H212V170L209 172V170L211 169V168H209L208 169V171L207 170H205V171H198V170H196L197 169V166H195L194 164H192V166H190V165H188V164H186V165H184V163H183V165L182 164H180V166H178V168L176 167L175 169L177 170H175L173 167L172 168H170L169 170H167L165 173L170 177H168V176H166V174L164 175L162 172H161V174H163V175H161V178H162V176H163V181H162V179H160V175H158V174H160V173H153V174H155V176L156 177H154V175L152 174V173H149V169L150 168H152V166L155 164V162H156V160L158 161L159 160V162L160 161H162L159 157H160V155L161 154H164L165 156H167V157H171L170 155L168 156V154H169V152L171 151V152H173V151H175V152H173V153H177V152H181V150L183 151L185 148L184 147H186V148H188V147H190L191 146V144H189V141H190V139H191V141L192 142H190V143H192L193 144V139H195V137L197 138V137H200L201 135H203V133H205V132H207V129H209L210 127V129L209 130H212V128L214 129V130H220L221 129V131H222V128H223V130H224V127H225V130L226 129H229L230 128V125L233 123V122H235V121H237V116L239 117V115L241 114V115H243L244 113L242 112V111H239V112H241L240 114H239V112H238V110H234L235 108H233L232 110L233 111H230V109H226V108H224V110H225V112H227V114H228V116H230V119H229V117H227V114H225L224 115V110H223V108H221V109H218V108H214V107H212V112H211V110H209V111H205V110H201L202 112H204V113H202V112H199V113H196V112H194V111H197V110H194V109H196V107H197V103L194 105L192 102H193V100H191L190 102H189V106H190V108H188L187 106H188V103L187 102H185V101H181L180 103H179ZM182 103H183V106H181L182 105ZM184 103H186V104H184ZM192 105H194V106H192V108H194V109H191V104ZM175 104V105H174ZM177 104H178V107H175V106H177ZM173 107V108H172ZM180 107H182V109L180 108ZM183 107H185V108H183ZM168 108V109H167ZM178 108H180V109H178ZM166 109V110H165ZM169 109H170V111H169ZM175 110V113H174V111H172V110ZM176 109H178V111H176ZM189 109H190V111H189ZM217 109V110H216ZM168 110V111H167ZM181 110H183V111H181ZM187 112H189L188 114H190V115H188L187 114V116H186V114L185 113H187ZM215 110V111H214ZM221 110V111H220ZM180 111V112H179ZM185 111V112H184ZM216 111H217V113H216ZM218 111H219V113H218ZM156 112V113H155ZM161 114H160V113ZM173 112V113H172ZM182 112V113H181ZM184 112V113H183ZM194 112V113H193ZM222 112H224V113H222ZM153 113H155V115H153ZM163 113H164V115H166V116H164L163 115ZM169 115H167V114ZM171 113H172V115H171ZM201 113V114H200ZM209 113V114H208ZM152 114V115H151ZM159 114V115H158ZM181 114V115H180ZM195 114H196V116H197V118H196V116H195ZM198 114H200V115H198ZM239 114V115H238ZM150 116V118H149V116ZM164 117H163V116ZM202 115V116H201ZM206 117H205V116ZM213 115V116H212ZM220 116V118H221V115H222V118L221 119H219V116ZM236 115V116H235ZM157 116H159V117H157ZM173 116V117H172ZM174 116H176L175 118L177 119L179 116V118L180 119H175L174 118ZM196 118H194V117ZM199 116V117H198ZM202 118H201V117ZM210 118H209V117ZM244 117H245V115H243ZM247 116H249V115H247ZM246 116V117H247ZM169 119H168V118ZM170 117H172L173 119H174V121L176 122V123H179V124H173L172 122H173V120L172 119H170ZM182 117V118H181ZM186 117V118H185ZM189 117V118H188ZM192 117H193V120H192ZM235 117H236V119H235ZM149 120H151V121H149ZM163 118V119H162ZM206 120H205V119ZM207 118H209L208 120H207ZM215 118V119H214ZM141 119V120H140ZM144 119H146V120H144ZM153 119H154V121H153ZM158 119V120H157ZM165 119V120H164ZM186 120V121H184V120ZM199 119V120H198ZM202 119V120H201ZM214 119V120H213ZM219 119V120H218ZM223 119V120H222ZM227 119V120H229V124H227L228 123V121H225V120ZM141 122H140V121ZM159 121V120H161L160 122H161V124H160V122H158L157 123V121ZM164 120V121H163ZM182 120V122H179V121H181ZM191 120H192V122H191ZM198 121V122H196V121ZM203 120H204V122H203ZM212 120V121H211ZM217 121V123H216V121ZM233 120H235V121H233ZM134 121H135V123H134ZM138 121V122H137ZM143 121V122H142ZM171 121V122H170ZM178 121V122H177ZM184 121V122H183ZM190 121V122H189ZM202 123H200V122ZM224 121V122H223ZM147 122H149V123H147ZM162 122H164V124L166 125H164ZM166 122V123H165ZM168 122V123H167ZM174 122V123H175ZM194 122V123H193ZM206 122L208 123V122H211V123H208L209 125L210 124H213V125H210V127H208L209 125L208 124H206ZM223 122V123H222ZM129 123H133V124H130L129 125ZM142 123H145L144 125L142 124ZM148 125H150V126H148ZM151 123H154L155 124V126L153 125L152 126V124ZM189 124V125H186V124ZM199 123V124H198ZM203 123H205V124H203ZM122 124H124L125 126H123ZM169 124V125H168ZM171 124H173L172 126H170ZM192 126H191V125ZM195 124V125H194ZM217 124V125H216ZM221 124H225V125H220ZM226 124H227V126H228V128H226L227 126H226ZM133 125V126H132ZM135 125V126H134ZM140 125H143V127L141 126L140 127ZM146 125H147V127H146ZM165 126V127H162L161 128V126ZM178 127V128H176V126ZM185 125V126H184ZM196 125L198 126V125H200L201 127H202V125L203 126H205L206 125V131H204L205 130V127H202L201 129L202 130H200V128H198V127H196ZM208 125V126H207ZM128 126H129V128H128ZM130 126H132V128L134 129H132ZM146 128H145V127ZM160 126V128H158ZM170 126V127H169ZM174 126V127H173ZM182 126H184V128L182 127ZM187 126H189L190 127V129L187 127ZM219 126H220V128H219ZM121 127H123V129L121 128ZM138 127V128H137ZM153 129H152V128ZM168 127V128H167ZM185 127H187L186 128V131H185ZM195 127V128H194ZM215 127V128H214ZM217 127V128H216ZM109 130H108V129ZM124 128H127V130L126 129H124ZM135 128H137V130L135 129ZM145 128V130H148V133L146 132V131H144V130H142V129H144ZM151 128V129H150ZM170 128V129H169ZM175 128L177 129V130H175ZM182 130H181V129ZM193 128V129H192ZM196 128H198V129H196ZM117 129V130H116ZM140 129V130H139ZM165 129V130H164ZM110 130H111V133H110ZM114 130V131H113ZM119 130V131H118ZM121 130V131H120ZM154 130V131H153ZM161 130V132L160 133H158L159 131ZM167 130V131H166ZM173 130V131H172ZM182 132H181V131ZM184 130V131H183ZM197 130V131H196ZM208 130V131H209ZM127 131H129V132H127ZM132 131V132H131ZM135 131V132H134ZM152 131V132H151ZM173 133H172V132ZM179 131H180V133L182 134H177V133H179ZM188 131H190V135L189 136H187L188 134ZM192 131H194V132H192ZM202 131V133H200ZM204 131V132H203ZM113 132V133H112ZM125 134H124V133ZM131 132V133H130ZM137 132H142V133H137ZM146 132V134L144 135V133ZM151 132V133H150ZM163 132V133H162ZM171 132V133H170ZM175 132V133H174ZM184 132H187V133H184ZM192 132V133H191ZM198 132V133H197ZM110 133V134H109ZM117 133H121V134H124V135H115V134H117ZM127 133H129V134H127ZM133 133V134H132ZM137 134V135H135V134ZM154 133H157V134H155L154 135ZM165 133V134H164ZM195 133V134H194ZM197 133V134H196ZM80 134V135H79ZM113 136H112V135ZM131 134V135H130ZM148 134V135H147ZM168 134H169V136H168ZM174 134V135H173ZM176 134V135H175ZM192 134H194L193 136H192ZM89 135V136H88ZM130 135V136H129ZM143 135V138L141 137ZM151 135V136H150ZM163 135V136H162ZM164 135H165V137H164ZM177 135H179L180 137L182 136L183 137V139H185V140H180V139H182V137L180 138L179 136H177ZM197 135V136H196ZM200 135V136H199ZM65 136H66V134H65ZM82 136V137H81ZM84 136L85 137H89L88 139L87 138H84ZM127 136V137H126ZM160 136V137H159ZM184 136H186V137H184ZM195 136V137H194ZM77 137V138H76ZM79 137V138H78ZM106 137H109V138H106ZM117 137V138H116ZM121 137V138H120ZM144 137H146V139L144 138ZM167 137H168V140H167ZM176 137H178V138H176ZM190 137V138H189ZM191 137H193V139L191 138ZM225 137V136H224ZM83 138V139H82ZM118 138H120V139H118ZM129 138H131V139H129ZM133 138H134V140H133ZM140 138V139H139ZM148 138V139H147ZM150 138H151V140H150ZM165 138V139H164ZM188 138V139H187ZM81 139L82 140H85V141H82L83 142V144L81 143ZM109 140V141H107V140ZM116 139H118L117 140V142H116ZM124 141H122V140ZM126 139V140H125ZM142 139V140H141ZM154 139V140H153ZM157 141H156V140ZM162 139H163V141H162ZM78 142H77V141ZM106 140V141H105ZM119 140H121V141H119ZM128 140H130V142H127ZM136 140V141H135ZM138 140V141H137ZM139 140H141V141H139ZM153 140V141H152ZM160 140V141H159ZM165 140V141H164ZM172 140V141H171ZM174 140H175V142H174ZM179 140H180V142L181 141H185V144H184V142L183 143H180L179 142ZM188 140V141H187ZM111 141V142H110ZM128 143H126V142ZM133 143H132V142ZM142 141L145 143H142ZM150 141H152V142H150ZM195 141V140H194ZM120 142V143H119ZM149 142V143H148ZM153 142H156V143H153ZM171 142V143H170ZM186 142H187V144H186ZM119 143V144H118ZM124 143V144H123ZM137 143V144H136ZM138 143H140V144H138ZM151 143H153V144H151ZM173 143V144H172ZM180 145V144H182L181 146H182V148H184V149H181L180 148V146L178 145V144ZM112 144H110V145H112ZM133 144V145H132ZM134 144H136V145H134ZM164 144V145H163ZM165 144H168L167 146L169 147H167ZM170 144H172L171 146H169ZM176 144V145H175ZM190 146H189V145ZM117 145H119V146H117ZM120 145H121V147H123L122 149L120 148ZM142 145V146H141ZM155 145V146H154ZM174 145V146H173ZM178 145V146H177ZM185 145V146H184ZM126 146H128V147H125ZM130 146H132L131 148H130ZM139 146V147H138ZM153 146V147H152ZM157 146V148L158 149H156L155 147ZM164 146V147H163ZM188 146V147H187ZM141 147H142V149H141ZM146 147H148V148H146ZM161 147H162V150H161ZM170 147L172 148L171 150H170ZM173 147H175V148H173ZM261 147V148H262ZM127 148H129V149H127ZM133 148H135V149H133ZM144 148V149H143ZM150 148V149H149ZM152 148H154V150L156 151V153L154 154V152H153V149ZM166 148H168L167 150H165ZM179 148V150L177 151V150H174V149H178ZM260 148V149H261ZM141 149V150H140ZM147 149H148V151L149 152H147ZM181 149V150H180ZM132 150V151H131ZM150 150H152V151H150ZM160 150V155H159V153L157 152V151H159ZM163 150H165V152H163L162 153V151ZM169 150V151H168ZM173 150V151H172ZM1 151V150H0ZM131 151V152H130ZM138 151H140V153H141V156H140V153L138 152ZM86 152V153H85ZM129 152V153H128ZM134 152H138V153H134ZM143 152V153H142ZM145 152H147V153H145ZM151 152V153H150ZM153 152V153H152ZM170 152V154H172ZM6 153V152H5ZM77 155H76V154ZM82 153V154H81ZM133 153H134V155H133ZM146 154V156H145V154ZM257 153V154H256ZM8 154V153H7ZM84 154H85V156H84ZM92 154V155H91ZM125 154H127V155H125ZM130 154L134 157V159L130 156ZM139 154V155H138ZM143 154V155H142ZM147 154H149V156L147 155ZM154 154V155H153ZM167 154V155H166ZM80 157H79V156ZM138 155V156H137ZM157 155V156H156ZM164 155H161V158H162V156H164ZM254 155H255V159H253V157H254ZM258 155V156H257ZM72 156V157H71ZM75 156H77L76 158L77 159H75ZM82 156V157H81ZM84 156V157H83ZM145 156V157H144ZM153 156V157H152ZM155 156V157H154ZM164 156V157H165ZM125 157H128V161H125L127 158H125ZM151 158V161H147V160H149L150 158ZM164 157L162 158V159H164ZM139 160H138V159ZM141 158H143V159H141ZM146 158V159H145ZM153 158H157L156 160L155 159H153ZM166 158V157H165ZM67 159H68V161L70 162H67ZM70 159V160H69ZM86 159H87V161H86ZM135 159H137V160H135ZM75 160H77V161H75ZM82 160V161H81ZM135 161V163H134V161ZM141 160H143L145 163H143V161L141 162ZM152 160L154 161L153 163L154 164H152L151 163V166H150V163L149 162H152ZM253 160H255V162L253 161ZM260 162H259V161ZM50 161L51 162H55V163H51V164H49L50 163ZM68 163V166H69V164H70V167H72V168H69L68 166H66L67 165V163ZM73 161V162H72ZM75 161V162H74ZM79 161H81V163H82V166H81V163L79 162ZM121 162V163H118V162ZM132 161V162H131ZM231 161H232V163L233 164H235L236 166H238V168H240L239 170L236 168V169H234L236 166L234 165V166H232L233 164H231ZM235 161V162H234ZM239 161H240V165L242 166H240L239 164H237V163H239ZM57 162H59V164L57 163ZM77 162H78V164H80V165H78L77 164ZM86 162H87V164H86ZM129 162H130V164H131V166H130V164H129ZM242 162V163H241ZM253 162V163H252ZM257 162V163H256ZM60 163H61V165H60ZM65 165H64V164ZM72 163V164H71ZM94 163V164H93ZM117 163H118V165H117ZM137 163V164H136ZM156 163H158V162H156ZM226 164V166L228 167V169L230 170L229 172H228V169L226 168V166H225V164ZM247 163V165H245ZM251 163V164H250ZM57 166H55V165ZM58 164V165H57ZM84 164H86V166H87V168H86V166L84 165ZM89 164V165H88ZM111 166L110 168H109V165ZM121 164V165H120ZM122 164H125L126 166L125 167H122ZM133 164V165H132ZM139 164V165H138ZM141 164V165H140ZM147 167H145L144 165ZM146 164H148V165H146ZM217 164V165H216ZM224 164V165H223ZM242 164H244V165H242ZM252 164H255L254 166L252 165ZM259 164V165H258ZM72 165V166H71ZM107 165V166H106ZM113 165V166H112ZM188 165V166H187ZM261 165V166H260ZM2 166V167H1ZM52 166H55L56 168H53ZM60 166V167H59ZM74 166V167H73ZM75 166H77L76 168H75ZM83 168H81V167ZM116 166V168H112V167H115ZM128 166V167H127ZM134 166V167H133ZM139 167V166H141V167H139L138 169L136 168V167ZM143 166V167H142ZM150 166V167H149ZM181 166H182V168L184 169V167H185V171L183 172H180V169L182 170V168H181ZM224 166H225V168H224ZM230 166V167H229ZM231 166H232V168H231ZM246 167V169H244V167ZM250 166V169L248 168ZM259 166H260V168H262V170L261 169H259ZM47 167H50V168H47ZM64 168V170L65 171H62L63 169H60V168ZM69 168V169H67V168ZM80 167V168H79ZM90 168V170H89V168ZM107 167V168H106ZM122 167V168H121ZM127 167V168H126ZM130 167H131V169H130ZM187 167H190V168H187ZM192 167H194V168H196L195 170H196V172H194L195 170H194V168H192ZM214 167H217V168H219V169H216V170H214L215 168ZM221 167H223V168H221ZM234 167V168H233ZM254 167H256V168H254ZM3 168V169H2ZM17 170H16V169ZM45 168V169H44ZM75 168V169H74ZM78 168V169H77ZM84 168H86V169H88V171L87 170H84ZM94 168H95V170H94ZM97 168H100V170L99 169H97ZM120 168H121V170H120ZM134 168L136 169V170H134ZM140 168H142V169H140ZM145 168H146V171H145ZM180 168V169H179ZM187 168V169H186ZM242 168H243V170H242ZM259 170H261L262 171V173L259 171L258 172V169ZM6 169V170H5ZM43 170V171H41V170ZM51 169V170H50ZM53 169H54V171H53ZM69 170L68 172H67V170ZM78 170V172H77V170ZM107 169V170H106ZM125 170V172H124V170ZM126 169H128L127 171H126ZM131 170V172H129L130 170ZM174 170L175 172H177V173H175L174 171H172V170ZM179 169V170H178ZM221 169V170H220ZM222 169H224L223 171H222ZM249 169V170H248ZM254 169H255V172H254ZM3 170V171H2ZM5 170V171H4ZM14 170H16V171H14ZM21 172H20V171ZM25 170V171H24ZM32 170H35V173H34V171H32ZM44 170H45V172H44ZM59 171L60 170V172H56V171ZM76 170V171H75ZM99 170V171H98ZM106 170V171H105ZM112 170H114L113 172H112ZM115 170H116V172H115ZM134 170V172H132ZM138 170L139 171H141V172H138ZM190 170V171H189ZM193 170V171H192ZM239 172H238V171ZM247 170V171H246ZM256 170H257V172H256ZM6 171H7V173H6ZM51 171V172H50ZM73 172V174L74 173H76V174H71V172ZM81 171H82V173H81ZM95 171H97V172H95ZM109 171H110V173H109ZM119 171V172H118ZM136 171V172H135ZM172 173H174L173 175L175 176H172L171 175V172ZM187 171V172H186ZM189 171V172H188ZM217 171V172H216ZM219 171V172H218ZM222 171V172H221ZM225 171H227L228 173H230V174H228V176H227V172H225ZM236 171V172H235ZM241 171V172H240ZM22 172H23V174H22ZM28 172V173H27ZM39 172H40V174H39ZM61 172H65L64 174L63 173H61ZM67 172V173H66ZM80 172V173H79ZM83 172H84V174H83ZM88 172V173H87ZM91 172H93V173H91ZM104 173L103 174V176H104V178L106 177V176H108V178H109V180H108V178H105L106 180H104V178H102L103 176H102V174L101 173ZM106 172V173H105ZM142 172H145L144 174H145V176H144V174L142 173ZM147 172V173H146ZM198 172V173H197ZM203 172H204V175H203ZM213 172H215V173H213ZM245 172V173H244ZM246 172H249V174L248 173H246ZM251 172V173H250ZM9 173L10 174H12V175H9ZM33 173V174H32ZM44 173H45V175H44ZM52 174V178H50L51 177V174ZM54 173H56L57 174V176H56V174H54ZM61 173V174H60ZM86 173V174H85ZM90 173V174H89ZM98 175H96V174ZM111 173H114L115 175H116V177L115 176H111L110 174ZM122 173V174H121ZM127 173H129V175L127 174ZM137 174V177H136V174ZM140 173H142V174H140ZM149 173V174H148ZM178 173H179V175H178ZM197 173V174H196ZM200 173V174H199ZM201 173H202V175H201ZM208 173V174H207ZM210 173V174H209ZM211 173H212V176H211ZM219 173V174H218ZM223 173H225L226 175H223ZM236 173V174H235ZM241 173H243V174H241ZM257 173H261L260 175H258ZM13 174H17L16 176H18V177H13ZM26 174H28L27 176L28 177H30V178H28V177H26ZM32 174V175H31ZM46 174H48L47 176H46ZM62 174H63V176H62ZM65 174H66V177H65ZM93 174V175H92ZM94 174H95V176H94ZM108 174V175H107ZM140 174V175H139ZM157 174V175H156ZM185 174V175H184ZM186 174L188 175L189 174V176H186ZM213 174H215V175H213ZM217 174V175H216ZM231 174H233L232 175V177H231ZM239 174H240V176H239ZM244 174H246L245 176H244ZM256 174V175H255ZM263 174V175H262ZM4 175L6 176V177H8V176H10L13 180H14V184H16V185H14L12 188H14V189H8L7 188V184H9V183H7V182H3V181H5V180H3L2 181V178H4ZM33 175H35V177L33 176ZM36 175L37 176H39L40 175V177H42L43 175L45 176V178L44 177H42V179L40 178V177H36ZM56 177H55V176ZM71 175V176H70ZM81 175V176H80ZM84 175V176H83ZM89 175H91L90 177H89ZM99 175H100V177H99ZM118 175V176H117ZM121 175H124L125 177H120ZM132 175V176H131ZM135 177H134V176ZM142 175V176H141ZM147 175V176H146ZM152 177H151V176ZM178 175V176H177ZM197 175V176H196ZM210 175V176H209ZM218 175H221L222 177H223V179L225 180L226 179V181H224V180H222L221 178L222 177H220V176H218ZM243 175V176H242ZM258 175V176H257ZM22 176V177H21ZM53 176H54V179H53ZM62 177V179H60V177ZM78 176V177H77ZM85 179H87V181H85L84 180V178ZM110 176V177H109ZM150 176V177H149ZM157 176L159 177V179L160 180H158V178H157ZM171 176L173 177V178H175V179H177V177H178V179H177V181L176 180H174L173 178L171 179ZM184 179V182L187 184H185V183H183V179L181 178V177ZM194 176V177H196V180L199 182V184H198V182L196 183V181H195V179H194V177L192 178V177ZM206 176H209V177H207L206 178ZM214 176H216L215 178H214ZM224 176H225V178H224ZM231 177V179H230V177ZM235 176H237V178L235 177ZM238 176H239V178H238ZM255 176H257V177H255ZM261 176V177H260ZM57 177H59L58 179H57ZM117 178L116 179V182H115V178ZM148 177V179H150V178H152V179H150V181H149V183H148V179H146ZM189 177H190V179H192V181L189 179ZM197 177H200V179L199 178H197ZM220 179H219V178ZM228 178V180H227V178ZM233 177H234V179H233ZM254 177V178H253ZM23 178H24V180H23ZM31 178H33V179H31ZM47 178H48V180H47ZM55 178H56V180L58 181H56L55 180ZM64 178H66V179H64ZM70 178V179H69ZM77 180V184H75V179ZM89 178V179H88ZM97 178V179H96ZM120 178H121V180L125 183V184H123L122 185V181L120 180ZM129 178V180H127ZM132 178H135L136 180H134V179H132ZM138 178V179H137ZM142 179V181H141V179ZM158 180H156V179ZM167 178H168V180H167ZM182 179V184H181V179ZM212 180L213 178V181H212V183H211V180ZM236 178V179H235ZM6 179V178H5ZM15 179H17V181L15 180ZM29 179H30V182H29ZM37 179V180H36ZM40 179V180H39ZM64 179V180H63ZM67 179L69 180V181H67ZM72 179V180H71ZM82 180V181H79V180ZM101 179H103L104 180V182L101 180ZM118 179H119V182H118ZM125 179V180H124ZM131 179V180H130ZM155 179V180H154ZM170 179V180H169ZM187 179H189V180H187ZM203 179V180H202ZM207 179V180H206ZM208 179H209V181H208ZM219 179V180H218ZM9 181H10V178L8 179ZM20 180H22V183H21V181ZM33 181V183H32V181ZM42 180H43V182H42ZM45 180V181H44ZM51 180H55L56 182H54V181H51ZM72 182H71V181ZM84 180V181H83ZM94 180V181H93ZM98 180V181H97ZM112 180V181H111ZM132 180H134L135 181V183L137 182V183H139L137 186L134 184V181H132ZM143 180H146V181H144L143 182ZM151 180H152V182H151ZM165 180H166V182H165ZM172 180L174 181V182H172ZM180 182H179V181ZM217 180V181H216ZM236 180V181H235ZM93 181V182H92ZM101 181H102V183L104 184H107V182H108V184L107 185H102V183H101ZM106 181V182H105ZM113 181L116 183H113ZM121 181V182H120ZM131 181V182H130ZM154 181V182H153ZM157 181V182H156ZM161 181H162V183H161ZM175 181H176V183H175ZM215 181V182H214ZM218 181H221L220 183H217L219 186H221V188L219 187V186H217V184H216V182H218ZM222 181H224V184H221V183H223ZM233 181L235 182V183H233ZM26 182V183H25ZM46 182V183H45ZM49 182H54L53 183V185L51 184H49ZM62 184H61V183ZM78 182H82V183H79L78 184ZM89 182H91V184L89 183ZM98 182V183H97ZM129 182V183H128ZM193 182L195 183L193 186H192V184H193ZM203 182H205L204 184H202ZM229 182V183H228ZM3 183V184H2ZM5 183V184H4ZM21 183V184H20ZM35 183H38V184H35ZM44 183V184H43ZM58 183V184H57ZM75 184V186L76 185H79V186H77V187H74V184ZM85 183V184H84ZM121 183V184H120ZM136 183V184H137ZM142 183V184H141ZM144 183H145V185H144ZM147 183V184H146ZM155 185H154V184ZM156 183H158V186H157V184ZM160 183V184H159ZM169 183H171V184H169ZM177 183H179L180 185H178ZM190 183V184H189ZM209 185H211V186H208V184ZM233 183V184H232ZM238 183V182H237ZM19 184V185H18ZM26 184V185H25ZM43 184V185H42ZM46 184V185H45ZM71 184H73V185H71ZM94 184V185H93ZM99 184V185H98ZM109 184H114L113 185V187H112V185H109ZM152 186H151V185ZM166 185V187H165V185ZM173 184H174V186H173ZM176 184V185H175ZM184 184V185H183ZM202 184V185H201ZM213 184V185H212ZM3 185V187H1ZM28 185V186H27ZM32 185V186H31ZM35 185V186H34ZM52 187H50V186ZM54 185H57V186H54ZM59 185V186H58ZM61 185V186H60ZM62 185H64V187L62 186ZM92 185V186H91ZM109 185V186H108ZM117 185V186H116ZM119 185V186H118ZM133 185V186H132ZM148 185V186H147ZM164 185V186H163ZM189 185V186H188ZM196 185H198V186H196ZM208 186L207 188L206 187H204V188H206L204 191L202 190V189H204V188H202V186ZM215 185V186H214ZM222 185H224V186H222ZM19 186V187H18ZM24 186V187H23ZM27 186V187H26ZM41 187L42 186V190H43V193H42V190H41V192H40V190H38V189H36L37 187ZM49 186V187H48ZM88 186V187H87ZM96 186V187H95ZM102 187L103 189H104V187L105 186H107V188L106 189H101V188H99L100 190L98 191V193H97V191H95V192H93L94 190H97L98 188L97 187ZM115 186V187H114ZM121 186V187H120ZM128 186V187H127ZM131 186H132V188H131ZM135 186L138 188L139 187V189L137 190V189H135ZM142 186V187H141ZM146 186V188H148V187H150V188H148V191H147V189L146 188H144V187ZM156 186V187H155ZM160 186V187H159ZM163 186V187H162ZM168 186V187H167ZM170 186V187H169ZM172 186H173V188H174V190L172 189ZM180 187V189H179V187ZM183 186V187H182ZM187 186L188 188H189V190H188V188L186 189L185 187ZM199 186H201L200 188H199ZM35 188V190H33L34 188ZM48 187V188H47ZM61 187H63V190H62V188ZM69 187H71V188H69ZM78 187H79V190H78ZM82 187V188H81ZM91 187H93V190H90V188ZM117 187V188H116ZM120 187V188H119ZM125 187V188H124ZM154 187V188H153ZM159 187V188H158ZM165 187V188H164ZM177 187V188H176ZM214 187H216V188H214ZM220 188V189H218V188ZM2 188H4V189H2ZM5 188H6V190H5ZM25 188V189H24ZM27 188V189H26ZM33 188V189H32ZM48 190H47V189ZM58 188V189H57ZM60 188V189H59ZM68 188V189H67ZM77 188V189H76ZM85 188V189H84ZM87 188V189H86ZM109 188V189H108ZM128 188H129V191H132L133 190V188H134V190L136 191V192H134V190L132 191V192H129L128 191ZM140 188H141V191H140ZM143 188V189H142ZM158 190H157V189ZM162 188V189H161ZM163 188H164V190H163ZM166 188H168V189H166ZM170 188V189H169ZM191 188H192V190H191ZM197 188V189H196ZM202 188V189H201ZM210 188V189H209ZM211 188H212V190H211ZM222 188L224 189V191H226V192H224L223 190H222ZM21 189V190H20ZM23 189V190H22ZM44 189H46V190H44ZM53 189V190H52ZM69 190V195H68V192L66 191V190ZM74 189V190H73ZM82 189H84V190H82ZM92 189V188H91ZM122 189V190H121ZM144 189H145V191H144ZM153 189V190H152ZM155 189V190H154ZM161 189V190H160ZM176 189H178V190H176ZM183 190V192H182V190ZM188 190L189 191V193L187 194V195H184L185 193H187L188 191H186V190ZM194 189V190H193ZM204 192H201V190ZM207 189L208 190H210L214 195H212V193L210 192L209 193V191H207ZM29 190V191H28ZM38 190V191H37ZM58 190V191H57ZM60 190H62V191H60ZM71 190V191H70ZM116 190H118V191H116ZM152 190V191H151ZM167 191V193H166V191ZM168 190H170L171 191V193L173 192V194H175V196L177 197V195H178V193H179V195H178V199L175 197V196H173L171 193H170V191H168ZM173 190V191H172ZM197 190V192H195ZM219 190H221V191H219ZM7 191V192H6ZM19 192L18 193V195H17V192ZM21 191V192H20ZM23 191V192H22ZM46 191V192H45ZM53 192V193H51L50 194V196H49V193L50 192ZM55 191H57V192H55ZM75 191H77V192H75ZM84 191V192H83ZM85 191H87V192H85ZM104 191V192H103ZM111 193H110V192ZM113 191V192H112ZM129 192V194L127 193V192ZM138 191H140V193H138ZM154 191H157V192H159V193H155ZM179 191V192H178ZM180 191H181V193H180ZM185 191V192H184ZM192 191H194V193L192 192ZM198 191H199V193H198ZM214 191H218L217 192V194H216V192H214ZM16 192V193H15ZM28 192H30V193H28ZM61 192V193H60ZM72 192H74V193H72ZM80 192V193H79ZM81 192H83V193H81ZM92 192V193H91ZM109 192V193H108ZM124 192H126L125 194L127 195L128 194V196H126L125 194H122V193H124ZM143 193V195H140V194H142ZM151 192H152V194H151ZM155 193V195H154V193ZM162 192V196H160L161 193ZM201 192V193H200ZM205 192H207V193H205ZM220 192H221V194H220ZM224 192V193H223ZM21 193L24 195H26V193H27V195H29V196H27L26 195V199H28V203L27 202H22V201H18V200H16L15 199V197H22L23 195H21ZM32 193V194H31ZM38 194L39 196V198L38 197H36V195L35 194ZM60 193V195H58ZM63 193H65V194H63ZM86 193V194H85ZM90 193V194H89ZM97 195H95V194ZM108 193V194H107ZM114 193H118V194H114ZM132 193V194H131ZM136 195V197H135V195ZM147 193V196L145 195ZM163 193L165 194L166 193V195H167V198H168V200H170V201H165V200H167L166 199V195H163ZM172 195H170V194ZM197 193V194H196ZM203 193V194H202ZM210 194V195H207V194ZM225 193H227V194H225ZM4 194V195H3ZM13 196H12V195ZM15 194V195H14ZM43 196H42V195ZM52 194H53V196H52ZM57 194V195H56ZM62 194V195H61ZM78 194V195H77ZM82 194L84 195V197L82 196ZM110 194V195H109ZM159 194V195H158ZM182 194V195H181ZM190 194V195H189ZM193 194L195 195V197L196 198H193L194 196H193ZM3 195V196H2ZM7 195V196H6ZM9 195H11L10 197H9ZM30 195H32V196H30ZM56 195V196H55ZM63 195H66L65 197L63 196ZM89 195H90V197H89ZM114 195V196H113ZM117 195L119 196V197H117ZM120 195H122V196H120ZM123 195H125V196H123ZM154 195V196H153ZM184 195V196H183ZM197 195L199 196V195H201L200 197H197ZM216 195V196H215ZM222 195V196H221ZM34 196V197H33ZM52 196V197H51ZM61 196H63V197H61ZM69 196V197H68ZM74 196H76V197H78V196H80V197H78L77 198V200H76V198L74 197ZM93 196V197H92ZM99 196H102V197H99ZM103 196H108L107 198H109L110 197V199H107L106 197H103ZM132 198H131V197ZM143 196V197H142ZM150 196H152V197H150ZM165 196V197H164ZM170 196V197H169ZM187 196V197H186ZM189 196V197H188ZM202 196H205V197H202ZM209 196H211V197H209ZM3 197H4V199H3ZM6 197H7V199H6ZM10 198V200H9V198ZM13 197V198H12ZM27 197H29V198H27ZM49 197H51V198H49ZM98 197V198H97ZM128 197V198H127ZM131 199H130V198ZM145 197V198H144ZM148 197V198H147ZM153 197H154V199H153ZM159 197V198H158ZM160 197L162 198V199H160ZM176 199H175V198ZM180 197H182L181 199V201H179L180 200ZM213 197V198H212ZM215 197V198H214ZM217 197V198H216ZM53 198V199H52ZM62 200V198H63V201H61L60 199ZM68 198V199H67ZM100 198H101V200H100ZM103 198V199H102ZM104 198H105V201H104ZM119 198H120V200H119ZM124 198H125V200H124ZM139 198V199H138ZM141 198H142V200H141ZM151 198V200H148V202H150V203H148L147 202V200H145V199H150ZM155 198H158V199H156V200H158L159 201V199H160V201L158 202V201H156L155 200ZM165 198V199H164ZM170 198V199H169ZM172 198V199H171ZM15 201H14V200ZM30 199V200H29ZM35 199V200H34ZM48 199V200H47ZM58 199H59V201H58ZM66 199V200H65ZM70 199H74L73 200V202H72V200H70ZM86 199L88 200V201H86ZM91 199H94V200H92V202H91ZM95 199H97V201L98 200H100V202L98 203ZM132 200V199H134V200H132L131 202L133 203H131L130 201H127V200ZM153 199V200H152ZM187 199H189V201H187ZM202 199V200H203ZM213 199V201H209V200H212ZM214 199H216V200H214ZM7 200V201H6ZM34 200V201H33ZM65 200V201H64ZM102 200H103V202H102ZM112 200V201H111ZM114 200V201H113ZM121 200H122V203L124 204V203H126V202H130V203H126V205L124 204V208H122V206H123V204L120 206V204H121ZM123 200L124 201H126V202H123ZM139 200V201H138ZM146 201V202H144V201ZM163 202H162V201ZM172 200V201H171ZM184 200V201H183ZM192 200V201H191ZM110 201V202H109ZM141 201L142 202H144V203H141ZM165 201V202H164ZM215 201V202H214ZM217 201V202H216ZM11 203V205H10V203ZM13 202V203H12ZM30 202V203H29ZM57 202H59V203H57ZM65 204H67V206L66 205H64V203ZM89 202V203H88ZM96 202V203H95ZM101 202H102V205H101ZM104 202H106V203H104ZM114 202V203H113ZM120 202V203H119ZM135 202V203H134ZM137 202V203H136ZM151 202L153 203V204H151ZM171 202V203H170ZM186 202H184V203H186ZM16 203H17V205H16ZM23 203V204H22ZM32 203V204H31ZM72 203V204H71ZM76 203V205H73V204H75ZM78 203V204H77ZM80 203H82V204H80ZM87 203H88V205H87ZM98 203V204H97ZM146 203V204H145ZM157 203V205H155ZM160 203V204H159ZM5 204H7L6 206H4ZM20 204H22L23 205V207H22V205H20ZM25 204V205H24ZM29 204V205H28ZM63 204V205H62ZM85 204H86V206H85ZM93 204V205H92ZM95 204V205H94ZM97 204V205H96ZM108 204V206H106ZM114 204V205H113ZM117 204H118V206H117ZM136 204V205H135ZM140 204V205H139ZM144 205V207L145 208H142L143 206L142 205ZM148 204V205H147ZM164 204V205H163ZM62 205V206H61ZM81 205L83 206V207H81ZM132 205V206H131ZM135 205V206H134ZM147 205V206H146ZM151 205H153V206H151ZM158 205H161V206H158ZM207 205H209V204H207ZM8 206V207H7ZM14 206H16V207H14ZM18 206V207H17ZM20 206V207H19ZM26 206V207H25ZM56 206H58V207H56ZM65 206V210H64V207ZM69 206H71V207H69ZM72 206H73V208H74V210H73V208H72ZM74 206H76V209H75V207ZM93 206V207H92ZM97 206H99V207H97ZM101 206L103 207V208H101ZM111 206H112V208H111ZM116 206V207H115ZM138 206L140 207V209L138 208ZM150 206V207H149ZM157 206V207H156ZM13 207V208H12ZM90 210V211H88V209ZM105 207V208H104ZM115 207V208H114ZM127 207V208H126ZM132 207V208H131ZM135 207V208H134ZM156 207V208H155ZM10 208V209H9ZM80 208V209H79ZM86 208V209H85ZM109 208V209H108ZM119 208H121L120 210H119ZM129 208H131V209H133V210H131V209H129ZM138 208V209H137ZM207 208H209V207H207ZM207 208H203V209H201V212L202 213H204L202 210H206L207 211V213H208V215L209 216H211L212 218H215V219H226V220H229V219H231L230 221H234V223H236L237 225L239 224V222H241L239 225H241L240 226V228H242V229H246L247 228V225H248V223L249 222H246L245 221V223H244V219L242 218V217H240L241 215H239V219H238V214L237 213H234V212H232L233 214H234V216H233V214L231 215V213H229V211H224L223 209H214L213 207H210L211 208V210H210V208H209V210L207 209ZM213 208V209H212ZM11 209H12V211H11ZM69 209L71 210V212L72 211H74V212H70L69 211ZM83 209H84V211H83ZM93 209V210H92ZM95 209V210H94ZM100 211H99V210ZM112 209V210H111ZM123 209L126 211H123ZM130 211H128V210ZM142 209H144V211L142 210ZM150 209H152V210H150ZM56 210H58L57 212H55ZM60 210H62V211H60ZM68 210V211H67ZM76 210V211H75ZM79 210V211H78ZM82 210V211H81ZM92 210V211H91ZM103 210V212L101 213V211ZM104 210H109V211H105L104 212ZM117 210V211H116ZM118 210H119V212L121 211V213H119L118 212ZM134 210L135 211H137L136 213L134 212ZM138 210L141 212V210H142V212L143 213H141L140 214V212H138ZM204 210V211H205ZM215 210H217V211H215ZM11 211V212H10ZM78 211V212H77ZM80 211H81V215H80ZM94 211V212H93ZM95 211H96V213H95ZM131 211H133V213H135V214H139V216H137V217H135L136 215L135 214H133V213H131ZM206 211H205V214H206ZM211 211V212H210ZM220 211H222V213L220 212ZM54 213L53 215H54V217H53V215H52V213ZM68 212V213H67ZM75 212H77V213H75ZM87 212V213H86ZM89 212V213H88ZM90 212L91 213H93V214H90ZM100 214H99V213ZM113 212L114 213H116L117 212V215L118 216H115V214H113ZM123 212H124V214H123ZM210 212V213H209ZM214 212V213H213ZM217 212H219V213H217ZM224 212H226V213H224ZM63 213V214H62ZM104 213H106L105 215H104ZM110 213V214H109ZM119 213V214H118ZM128 213V214H127ZM212 213V214H211ZM230 214V217H229V215H226L225 216V214ZM1 214H2V216H1ZM6 214V213H5ZM48 214H50V216L48 215ZM59 214V215H58ZM65 214V215H64ZM69 214V215H68ZM71 214V215H70ZM86 214H89L90 215V218L88 217L89 215H86ZM94 214H96V215H94ZM97 214H99V215H97ZM104 216H103V215ZM112 214V215H111ZM120 214L122 215L121 217H119L120 216ZM133 215L134 217H130V219L129 218H125V217H128V216H131V215ZM211 214V215H210ZM213 214H214V216H213ZM236 214H237V216H236ZM58 215V216H57ZM62 215V216H61ZM63 215H64V217H63ZM76 215V216H75ZM84 217H83V216ZM101 215L103 216V218L104 217H106V218H108V219H106V218H100L101 217ZM109 215H111V217H113L114 218V216H115V218L113 219V218H111ZM126 215V216H125ZM128 215V216H127ZM207 215V214H206ZM222 217H221V216ZM72 216V217H71ZM78 216H80L81 218H80V220H78L79 219V217ZM87 216V217H86ZM94 216L96 217V219H98V220H96L95 218H94ZM109 216V217H108ZM217 216V217H216ZM218 216H219V218H218ZM223 216H225V218L223 217ZM2 217V218H1ZM39 217V218H38ZM63 217V218H62ZM70 217V218H69ZM75 217V218H74ZM83 217V218H82ZM98 217V218H97ZM116 217H117V219H116ZM124 217V218H123ZM47 218V219H46ZM55 218V219H54ZM66 218H67V220H66ZM72 218V219H71ZM118 218H122L123 220H121V219H118ZM134 220H133V219ZM233 218H235V219H238V220H233ZM242 218V219H241ZM26 219H28V218H26ZM26 219H24L25 221H26ZM38 219H40V220H38ZM44 219V220H43ZM50 219H53L52 221H49ZM61 219H62V221H61ZM85 221H84V220ZM95 219V220H94ZM125 219H127V221H125ZM138 219V220H137ZM141 219V220H140ZM24 220H22L21 222H22V224L25 222ZM43 220V221H42ZM59 220V221H58ZM93 220H94V222H93ZM104 222H103V221ZM113 220H115V222H116V224H115V222L113 221ZM117 220V221H116ZM120 220V223L118 222ZM128 220H130V221H128ZM133 220V221H132ZM246 220V219H245ZM41 223H40V222ZM45 221V225H44V222ZM48 221V222H47ZM73 221H74V223H73ZM75 221H76V223H75ZM77 221H79V222H77ZM86 221L88 222V223H86ZM101 221L103 222V223H101ZM112 221L114 222V223H112ZM125 221V222H124ZM239 221V222H238ZM20 222V223H21ZM36 222V224H34ZM52 223V226H51V223ZM63 222V224H59V223H62ZM64 222H65V224H64ZM109 222V223H108ZM110 222H111V225H110ZM118 222V223H117ZM132 222H135V223H133L132 225H131V223ZM242 222H243V224H242ZM38 223V224H37ZM39 223L41 224V226H43L45 229H47V231H46V233H48L49 234V236H53V237H49L48 236V234H46L45 236H44V234H45V231H43V227H41L40 225H39ZM57 225H56V224ZM69 223V224H68ZM78 223V224H77ZM94 223V224H93ZM108 224V226H107V224ZM130 223V224H129ZM55 226H54V225ZM59 224V225H58ZM68 224V225H67ZM71 224V225H70ZM81 224V225H80ZM85 224V225H84ZM93 224V225H92ZM100 224V225H99ZM135 224H137V225H135ZM246 224V225H245ZM36 225H37V227H36ZM38 225H39V227H38ZM48 225V226H47ZM77 225V227H73V226H76ZM90 225V226H89ZM101 225H103L104 227H102ZM110 225V226H109ZM114 225V226H113ZM127 226V227H124V226ZM243 225H245L244 227H243ZM250 225L251 224H249L248 225V228L250 227ZM22 226V227H21ZM23 226H24V228H23ZM36 227V232H35V227ZM50 226V227H49ZM55 227V229H52V228H54ZM63 228H62V227ZM68 226V227H67ZM70 226V227H69ZM85 227V229H83V227ZM95 226V228H93V227ZM96 226H97V230H96ZM100 226H101V229H99L100 228ZM131 226V227H130ZM164 227L166 226V225H163ZM18 227H19V230H18ZM27 227V228H26ZM31 227V228H30ZM42 229H41V228ZM47 227V228H46ZM52 227V228H51ZM59 227V228H58ZM61 227V228H60ZM67 227V228H66ZM89 227H91V229L89 228ZM107 227V228H106ZM109 227H110V229H109ZM115 227V228H114ZM128 227H129V229H128ZM72 228V229H71ZM78 230V231H76V229ZM87 228V229H86ZM92 228H93V230H92ZM123 228H125L124 230H123ZM163 228V227H162ZM244 229V231H246L245 233L247 234H250L251 236L254 234V232L252 231V229L251 228H249V229ZM41 229V230H40ZM49 229V230H48ZM64 230L63 232L65 233H63L61 230ZM67 229V230H66ZM91 230L92 232H90L89 230ZM103 229V230H102ZM118 229V231H116V233L114 232L115 230H117ZM120 229H122V232L124 233V235H122L123 233H121V230ZM132 229V230H131ZM32 230V231H31ZM34 230V231H33ZM51 230V231H50ZM55 230V231H54ZM56 230H57V232H56ZM60 230V231H59ZM70 230H75V231H72V232H74V233H72ZM85 230V231H84ZM88 230V232H86ZM113 234H115V235H112V234H110L109 233V231ZM114 230V231H113ZM119 230H120V232H119ZM127 230V231H126ZM249 230V231H248ZM23 231V232H22ZM27 231V232H26ZM29 231H31V232H29ZM39 233H38V232ZM40 231H42V232H40ZM71 232V234H70V232ZM84 231V232H83ZM95 231H96V233H95ZM101 231V232H100ZM107 231H108V235H107ZM187 230H184V231H182V233L183 232H185V234L183 233V235H185V236H187L188 234H189V232L187 233L186 232ZM20 234H19V233ZM52 232V234H50ZM81 232H83L82 234H81ZM89 232H90V234H89ZM106 232V234L105 235H103L104 237H106L105 239H104V237H102V235L101 234H103V233H105ZM125 232H127V234L128 235H126L125 234ZM16 233V234H15ZM21 233H24L23 235H24V237H23V235L22 236H20L21 235ZM28 233V234H27ZM34 233V234H33ZM35 233H38V234H35ZM67 233V234H66ZM69 233V234H68ZM97 233H98V236H96L97 235ZM118 233H120V234H118ZM17 234H19V235H17ZM30 234V235H29ZM43 234V235H42ZM57 234V235H56ZM63 234H64V236H63ZM79 234V235H78ZM116 234H117V236H119V237H117L116 236ZM17 235V236H16ZM33 235H35V237L33 236ZM36 235H38V236H36ZM58 235L59 236H61V237H59V239L57 238L58 237ZM75 235V236H74ZM86 235V236H85ZM88 235H90V236H88ZM93 235V236H92ZM95 235V236H94ZM114 236V237H112V236ZM16 236V237H15ZM27 236V237H26ZM40 236V237H39ZM42 236H43V238H42ZM69 236V237H68ZM70 236H73L72 238H70ZM92 236V238H90L89 239V237H91ZM109 236V237H108ZM122 236V237H121ZM126 236V237H125ZM251 236H249V237H251ZM256 238H254V237ZM251 238H249V245H250V248H251V246L253 245V243L255 242V243H257V244H254V247H256V248H254L253 246H252V248H251V251H252V253H254V254H256L255 255V259L257 258V255L260 253V246L258 247V238H257V236H256V234H254ZM28 237H30L31 239L33 238V241L32 240H30V238H28ZM46 237H48L47 239H46ZM75 237V238H74ZM93 237H94V241H93ZM100 237H101V239L102 240H104V241H102L101 239H100ZM124 237V238H123ZM26 238V239H25ZM39 238V239H38ZM53 238H54V240H53ZM67 240V241H65V239ZM81 238V239H80ZM83 238H86V239H83ZM89 240H88V239ZM95 238L97 239V241H95ZM113 238V239H112ZM41 239H42V241L43 242H45V240L44 239H46V242H45V244L44 243H41L42 241H41ZM49 239V240H48ZM55 239H57L56 241H55ZM70 239H71V241H70ZM78 239V240H77ZM112 239V240H111ZM117 239H119V240H117ZM122 241H121V240ZM124 239V240H123ZM128 239V240H127ZM251 239V240H250ZM254 240V242L253 243H251L253 240ZM25 242H24V241ZM36 240V241H35ZM39 240V241H38ZM62 240H64V242H65V244H63L64 242L62 241ZM73 240V241H72ZM83 240V241H82ZM85 240V241H84ZM86 240H88V242H86ZM116 240L119 242L118 244H117V242H116ZM127 240V241H126ZM133 240V241H132ZM15 242V244H14V242ZM29 241V242H28ZM51 243H50V242ZM75 241V242H74ZM81 241H82V243H84V244H82L81 243ZM89 241H90V243H89ZM102 241V242H101ZM110 241H112L111 243H110ZM124 241H126L125 243H124ZM137 241V242H136ZM203 242H205L204 240H202ZM251 241V242H250ZM258 241V242H257ZM21 242V243H20ZM24 242V243H23ZM33 242V243H32ZM48 242V243H47ZM53 242L56 244V246L55 245H52L53 244ZM73 242H74V244H76V245H74L73 244ZM77 242H79V243H77ZM92 242H93V244H92ZM139 242V243H138ZM142 244H141V243ZM203 242H200L201 244H200V250L201 251H205L206 250V246H205V243H203ZM21 244L22 246H24L23 248H22V246L20 245V249L18 250V248H17V246L19 245V244ZM23 243V244H22ZM26 243H27V245H28V247H27V245H26ZM29 243H32V244H29ZM37 243V244H36ZM40 243V244H39ZM52 245H50V244ZM74 245V247H73V245ZM95 243V244H94ZM107 245H106V244ZM112 243H114V244H112ZM122 243H124V245H122ZM134 243H135V245H134ZM138 243V244H137ZM10 244L12 245V246H14V247H12V246H10ZM34 244V245H33ZM43 244V245H42ZM59 244V245H58ZM81 244V245H80ZM89 244V245H88ZM92 244V245H91ZM101 244V245H100ZM102 244H104V245H102ZM111 244V245H110ZM129 244H130V246H129ZM132 244V245H131ZM26 245V246H25ZM30 245H31V247H30ZM39 245H41V247L43 246L44 248H39L40 246ZM47 245H48V248H47ZM70 247V248H68V246ZM78 245H79V247H78ZM84 245V246H83ZM95 245V247L97 246H99L98 247V250H96L97 249V247L95 248H93V246ZM110 245V246H109ZM118 245V246H117ZM120 245V246H119ZM136 245H139V246H142V247H139V246H137L136 247ZM149 245V246H148ZM9 246H10V248L11 249H9V251H8V249L7 248H9ZM33 246H34V248H36V249H34L33 248ZM36 246V247H35ZM38 246V247H37ZM53 246H54V248H53ZM61 246H63V247H61ZM88 246H92L91 248L93 249H90V247H88ZM101 246V247H100ZM107 246H109V248L107 247ZM115 246V247H114ZM134 246V247H133ZM147 246V247H146ZM46 247V248H45ZM62 248V249H60V248ZM88 249H87V248ZM105 247H107V248H105ZM12 248H14V249H12ZM28 248V249H27ZM51 248H53V249H51ZM66 248V249H65ZM71 248H73V250L71 249ZM79 248V249H78ZM82 248V249H81ZM85 248V249H84ZM104 248H105V250H104ZM146 248V249H145ZM149 248H153V249H150L151 251H149ZM205 250H204V249ZM21 249H23L24 251L23 252H21L22 250ZM30 249H32L31 251H33V250H35L36 251V253H35V251H33V252H31V251H29ZM42 249H47V251L46 250H42ZM78 249V250H77ZM83 249H84V251H83ZM100 249V250H99ZM259 251H258V250ZM11 250V251H10ZM12 250H14V252L12 251ZM39 250L41 251V252H43V253H41V254H44V259H43V255H41L40 253H39ZM65 250V251H64ZM68 250V252H66ZM75 250V251H74ZM77 250V251H76ZM80 250L81 251H83L82 253L80 252ZM86 250V251H85ZM88 250V251H87ZM258 251V252H256V251ZM17 251H19V252H17ZM29 251V252H28ZM57 251H59V252H57ZM61 251H63V254L64 255H62V252ZM98 251V252H97ZM101 251V252H100ZM256 253H255V252ZM11 252V253H10ZM18 253V256L16 255L17 253ZM46 252H48V253H46ZM51 252H53V253H51ZM59 253V255L58 254H54V253ZM73 252V253H72ZM77 252H79V253H77ZM100 252V253H99ZM103 252V253H102ZM154 252V253H153ZM157 252V253H156ZM20 253V254H19ZM25 254L24 256H22V254ZM27 253H28V255H27ZM30 253H32V254H30ZM75 253V254H74ZM76 253H77V256H76ZM88 253V254H87ZM153 253V254H152ZM8 254H10V255H8ZM12 254H13V256H12ZM46 254V255H45ZM54 254V255H53ZM75 255V256H72V255ZM80 254V255H79ZM84 254V255H83ZM155 254V255H154ZM158 254V256H156ZM253 254V255H254ZM5 255V256H4ZM15 255V256H14ZM19 255H21V256H19ZM27 255V256H26ZM38 255V256H37ZM49 255V256H48ZM56 255V256H55ZM83 255V256H82ZM85 255H87V256H85ZM99 255H101V256H99ZM26 256V257H25ZM29 256V257H28ZM32 256V257H31ZM48 258H46V257ZM50 256H51V259H50ZM52 256H54V257H52ZM61 256H62V258H61ZM63 256H65V257H63ZM69 256V257H68ZM78 256H79V258H78ZM85 256V257H84ZM91 256H95L94 258L93 257H91ZM105 256L102 258H99V264H101L102 262L101 261H103V263H105L106 264V262H107V260H108V264L110 263L109 261V259H108V257L105 259ZM162 258H161V257ZM164 256V257H163ZM167 256V257H166ZM4 257H5V259H4ZM12 257L15 259H13L12 260ZM17 257L19 258V257H21L20 259H17ZM42 257V258H41ZM73 257V258H72ZM75 257H77V258H75ZM87 257H89V258H87ZM91 257V258H90ZM97 257V258H96ZM155 257H152L153 259H155ZM8 258H10V259H8ZM23 258H25V260L23 259ZM35 258H36V260H35ZM55 260H54V259ZM58 258L60 259V261H58V262H56L57 260H58ZM66 260H65V259ZM75 258V259H74ZM93 258V259H92ZM116 258V257H115ZM114 258V259H115ZM164 258H166V259H164ZM7 259V260H6ZM31 259V261H27V260H30ZM63 259V260H62ZM71 259V260H70ZM72 259H74L73 261H72ZM80 259H81V261H80ZM87 259V260H86ZM89 259L91 260L92 259V261H89ZM101 259H103V260H101ZM117 259V258H116ZM115 259V260H116ZM168 259H169V261H168ZM20 260V261H19ZM33 260H34V262H33ZM44 260H46V262H44ZM48 260V261H47ZM51 260H53V261H51ZM79 260V261H78ZM85 260H86V263H85ZM94 260V261H93ZM157 262H158V260L157 259H155ZM155 260H152V262L154 263V264H159V262L157 263ZM168 262H167V261ZM5 261H7V262H5ZM9 261H11V262H9ZM12 261H14L13 263H12ZM16 261V262H15ZM37 261V262H36ZM67 261V262H66ZM89 261V263H87ZM117 261H119L120 262V260H117ZM117 261H112L111 263H115V264H122L121 262L119 263V262H117ZM36 262V263H35ZM75 262V264H77ZM101 262V263H100ZM167 262V263H166ZM39 263V262H38ZM82 263V264H83ZM102 263V264H103ZM110 263V264H111ZM113 263V264H114ZM94 264V263H93ZM161 264V263H160Z\"/></svg>", "mask_w": 264, "mask_h": 264}, {"label": "snow or ice", "instance_id": "obj_3", "mask_svg": "<svg viewBox=\"0 0 264 264\" xmlns=\"http://www.w3.org/2000/svg\"><path fill=\"white\" fill-rule=\"evenodd\" d=\"M52 2L53 0H0V50H3L6 44L8 32L19 34V30L22 28L31 36L36 24L35 10ZM57 2L78 9L107 4V0H57ZM107 6L110 7V5ZM5 8H7V12ZM90 28L91 25H89ZM89 38L94 39L90 35Z\"/></svg>", "mask_w": 264, "mask_h": 264}]
</instances>
